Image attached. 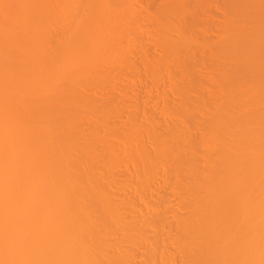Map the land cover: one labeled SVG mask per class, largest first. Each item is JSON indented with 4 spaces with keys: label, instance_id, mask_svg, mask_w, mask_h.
Segmentation results:
<instances>
[{
    "label": "bare ground",
    "instance_id": "1",
    "mask_svg": "<svg viewBox=\"0 0 264 264\" xmlns=\"http://www.w3.org/2000/svg\"><path fill=\"white\" fill-rule=\"evenodd\" d=\"M2 0H0V2H1ZM3 1H8V0H3ZM2 1V3L0 4V6L1 5H3V2ZM12 0H10V2H11ZM14 1V0H13ZM11 2V4L12 3H16L15 1L14 2ZM20 1L21 0H19V3H20ZM22 1H24L23 3H22ZM21 1V3L19 4V8L17 7V5H16V8H14V9H11L12 8V5H11V8H10V10H13L14 11V13L16 14H12V13H10L11 14V16L13 17V15L16 17V16H18L19 18H20V16H21V18L22 17H24L23 15H25V12H27V11H29L30 12V10H31V13H30V15L33 13V12H35V11H37L36 13H34L33 15H31V16H35V14H37L36 16H38V13L40 12V9H39V11L38 10H36L35 8H32L33 6H35L36 4H40L41 3V1H40V3H37L38 2V0H36L35 2H36V4L34 3V1H32V5L33 6H31L29 3H27V1H26V3H27V5H28V7H30L31 6V8H28L27 7V9H25L26 8V6H25V8H23L24 7V3H25V0H22ZM43 2H44V0H42ZM50 1L51 0H49V2H48V4L50 3ZM52 1H57V0H52ZM59 1H61V0H59ZM93 1V2H92ZM106 1H108L109 3L111 2V4L113 3L115 6H118V4H119V7H120V4L121 3H123V6L124 5H126V3H132V1L131 0H85V2L84 1H82V4H85L86 5V7L87 8H85V9H83V10H85V11H83V14H82V12L80 13L81 15V18L79 17V22L80 23H78V25H77V27H79V29H76L77 27L74 25V28L76 29H74V30H71V28H70V30H71V33L72 34H74L73 36H71L69 33V35H70V37L71 38H68V40H70V41H68L67 42V44H65V43H63V42H61V43H59L57 40H56V42H58V45H56V47H53V46H51V47H53L54 48V50H52L53 52H51V50H48L49 51V54H47L48 56L49 55H54V56H50L48 59L49 60H52V62L54 63V61H56L55 63H54V65H53V63L51 62V65H53L52 67H51V65L49 66V64L48 63H46V64H48L47 65V67H46V65H45V67H46V69H50V74H51V71H53L52 72V76L50 77V76H48L49 74H47V73H45V72H43L44 70H45V68H43L44 66V62H46V61H43L44 59H46V60H48L47 58H45L46 57V54H45V57H44V54H43V52L45 51L44 50V48H43V45H42V48H43V52H40L39 50V47H38V49H36L35 51H34V53L37 55V50L39 51L38 53H40V54H38V56H37V58L35 59V57H33L34 59H35V61H34V63L33 62H31L32 64L31 65H33L34 66V64H35V68H37L38 66L41 68L42 66V71H40L39 70V68H37L38 70H39V72L41 73H39L40 74V76H38V75H35L36 76V78L37 77H39L40 79H42L43 81H45L46 82V84H47V82H48V86L47 85H45L43 82H42V80H40L39 78H37V79H39V81H41L40 83H41V85L42 84H44L43 86L45 87H48V88H44V90L45 89H49L50 90V86H54L55 84H56V82L58 83V80H60L59 78H60V76H62L63 75V73H61L62 71H64V70H67L68 69V71H64V75L66 76L65 77V79H64V81H67L66 80V78L68 79V81H69V83H66V82H64L63 83V79H62V82H60L61 84L63 83L64 84V88L66 87V85H67V87L64 89L63 87L61 88L63 91H61V93L59 92V89H60V87L56 84L55 86H57V87H55V88H58L59 87V89H54V87L53 88H51V94H50V97H52V98H49L48 97V99H49V102H50V100L51 99H53V97H54V100L55 101H57V103H60V100H61V98H63V97H65V93H66V95H68V98H70V96H71V98H70V100H72V98L74 97L75 98V95H77L76 96V98H78V97H81V98H83L84 97V95H85V93L84 94H82L83 92H85V91H87V90H91V89H94V88H96V86H98V85H96V83H100V85H103V86H99V87H97V88H99L98 90H103V89H106V88H109L107 85V82L109 81V79H110V77H111V73H110V71H112V70H109L110 69V67H111V69H112V67H115L116 65H118V66H120V65H122L123 63H124V57L127 59V57L125 56L126 54L128 55V53H130V48H126L127 46L126 45H128V43H131L130 41L133 39H131L130 38V41L128 42V39H127V43H126V45H125V43H123V40L124 39H122V37H123V35H124V32H123V34H122V32L121 31H119L118 29V31L116 30L115 31V33H114V31L112 30V28H117V25L115 24V20L117 19V18H119V17H121L122 15H123V13H122V15H121V12L119 13V11L120 10H122V9H120L119 11H118V15H119V17H118V15L116 14V12H115V14H114V12L113 11H117V10H113V8H112V10H111V8H108L106 5H108V4H106L107 2ZM130 1V2H129ZM185 1V0H184ZM230 1V0H229ZM232 1V0H231ZM237 1V0H236ZM249 1V0H248ZM253 1V0H252ZM256 0H254L253 2H255ZM263 1V0H262ZM45 2H47L46 0H45ZM44 2V4L43 5H41L40 4V6L43 8L44 6V8L45 9H49L50 7H46V6H48V4L47 3H45ZM58 2V1H57ZM79 2H81V1H79V0H77V2H76V0H62L60 3L64 6V11H61V14H59L60 12V10L57 8L56 9V6L55 5H57L56 4V2L53 4L52 2V7H54L55 6V8L54 9H56L55 10V13H56V11H58V15H57V17L59 16V18H65V16H71L70 14H71V12L72 13H74V14H77V12H76V9L78 8V5L77 4H79ZM182 2V1H181ZM233 2V1H232ZM244 0L242 1V3L244 4ZM250 2V1H249ZM260 2V4H262L261 3V0L259 1ZM7 3H9V1L8 2H6V4ZM169 3V2H168ZM168 3H165V4H168ZM187 3V2H186ZM239 3V2H238ZM241 3V4H242ZM252 3V2H251ZM22 4V5H21ZM47 4V5H46ZM59 4V3H58ZM82 4H81V6H82ZM111 4H110V7H111ZM160 4V3H159ZM164 4V3H163ZM163 4H161V5H157V6H159L160 8L158 9V10H154L156 13H154V14H156L157 16H155L153 13V15H154V19H155V17H158V19H161L160 20V23H163V25L165 24V27L161 24H158V26L160 25V29L158 30V35H157V37H159V39L158 40H160L159 41V45L160 46H158V47H160V48H162L161 50H167V52L166 53H168V51H169V53L172 51V50H175V48L181 43V41L180 40H182V44H180L181 46L184 44L185 46H183V48L184 49H186V48H189L188 46H190L192 43V41H189L188 39V35H185L184 36V34H186V33H182L183 34V38L182 39H180V40H178L179 38H177V41L176 40H172V39H169L168 37L170 36V35H167V34H169V31H171V32H173V31H175V29H177V27L178 26H176V25H171L173 22H172V19H171V24H170V22H169V25H168V23H167V25H166V18H168L167 16H165V14L167 13V8L169 9V7L167 6L166 7V5H163ZM171 4H172V2H171ZM178 4H179V2H178ZM178 4H176V5H178ZM184 4V3H183ZM188 4V3H187ZM255 3H253L252 5H253V7H255V5H258L259 3H257V4H255ZM264 4V3H263ZM8 6L10 5V4H7ZM20 5L22 6V8L20 7ZM26 5V4H25ZM30 5V6H29ZM54 5V6H53ZM112 6V7H115V6ZM132 6H133V4H131ZM163 5V6H162ZM169 5V4H168ZM173 6L175 5V4H172ZM175 5V6H176ZM239 5H240V3H239ZM245 5H247V4H245ZM249 5V4H248ZM36 6H38V5H36ZM40 6H38V7H40ZM61 6V5H60ZM62 6V7H63ZM162 6V7H161ZM181 6V5H180ZM180 6H178V7H180ZM259 6H261V5H259ZM82 7H85V6H82ZM118 7V8H119ZM125 7V6H124ZM129 7H130V5H129ZM128 7V5H127V7H126V9H127V11H128V9H130ZM163 7H166V9L165 8H163ZM177 7V6H176ZM175 7V8H176ZM183 7H185L184 5H183ZM231 7V6H230ZM229 7V8H230ZM240 7V6H239ZM246 7V6H245ZM250 7V6H249ZM248 7V8H249ZM264 7V6H263ZM4 8H5V3H4ZM18 8V9H17ZM21 8V9H20ZM43 8V9H44ZM81 8V7H80ZM116 8V7H115ZM117 8V9H118ZM121 8H122V5H121ZM133 7H131V9H132ZM174 8V9H175ZM180 8H182V7H180ZM179 8V9H180ZM232 8V7H231ZM241 9L242 8H244V5L242 6V7H240ZM240 8H238V10L240 9ZM257 8V9H256ZM1 9V8H0ZM6 9V8H5ZM9 9V7L7 8V10ZM18 11H20V12H17V10ZM30 9V10H29ZM33 9H35V11L33 10ZM53 9V8H52ZM65 9H67V11L65 10ZM79 9V8H78ZM77 9V10H78ZM171 9H172V7H171ZM177 9V8H176ZM178 9V12H181L180 10ZM236 9V8H235ZM249 9H251V7L249 8ZM252 9H255V12H257V10H258V6L257 7H255V8H252ZM251 9V10H252ZM262 9V8H261ZM9 10V11H10ZM27 10V11H26ZM86 10H87V12H86ZM173 10V9H172ZM182 10H183V8H182ZM233 10H234V8H233ZM0 11H2V10H0ZM12 11V12H13ZM33 11V12H32ZM51 11L53 12L54 10H51V8H50V11H49V16L50 15H53V14H55V13H51ZM75 11V12H74ZM132 11H133V9H132ZM170 11V10H169ZM236 11V10H235ZM234 11V12H235ZM243 12H244V10H242ZM247 11H248V9H247ZM254 11V10H253ZM259 11H260V9H259ZM42 12V11H41ZM45 12H47L48 13V11H45ZM44 12V13H45ZM85 12V13H84ZM131 12V11H130ZM170 12H172V11H170ZM232 12V11H231ZM230 12V13H231ZM243 12H240V13H243ZM249 12V11H248ZM247 12V13H248ZM252 12V11H251ZM250 12V13H251ZM262 12V11H261ZM7 13H9L8 11H7ZM19 13H23V15H18ZM47 13H46V15H47ZM51 13V14H50ZM78 13H79V11H78ZM127 14H128V12H126ZM133 13V12H132ZM174 13H177L176 12V10H175V12ZM239 12H237L236 14H238ZM245 13V12H244ZM254 12H252V14H253ZM2 15H4V10H3V13H1ZM0 14V18H1V15ZM6 14V13H5ZM10 14H8V15H10ZM41 14V13H40ZM73 14V15H74ZM125 14V13H124ZM178 14V13H177ZM232 14H234V13H232ZM256 14V13H255ZM254 14V15H255ZM258 14V13H257ZM261 14V13H260ZM72 15V16H73ZM115 15H117L116 17L117 18H115ZM130 14H128V17H126L127 18V20H128V18L129 17H131V16H133L132 14L129 16ZM152 15V16H153ZM264 15V13L261 15V16H263ZM11 16H8L7 17V14H6V16H4V18L5 17H7L8 19H10V17ZM26 16V15H25ZM27 16H28V18H29V13L27 12ZM26 16V17H27ZM34 17V18H32V19H36V21L38 20L37 18H40L41 19V17L43 16V13H42V15H39V17ZM41 16V17H40ZM48 16V17H49ZM55 16V15H54ZM54 16H53V18H54ZM245 16H246V13H245ZM258 16H260V15H257V18H258ZM260 16V17H261ZM44 17H47V16H44ZM44 17H43V19H44ZM78 17V16H77ZM170 17V16H169ZM190 17V16H189ZM244 17V16H243ZM251 17H256V16H253V15H251ZM259 17V18H260ZM264 17V16H263ZM263 17L261 18V19H263ZM18 18V19H19ZM58 18V19H59ZM67 18V17H66ZM123 18H124V16H123ZM123 18H119L118 19V21H119V24H121V19H123ZM151 18H153V17H151ZM177 18V17H176ZM185 18H186V16H185ZM193 18V17H192ZM238 18V17H237ZM257 18H255V19H257ZM7 19V20H8ZM26 19V18H25ZM25 19H20V20H16L17 21V23H19L21 20H25ZM39 19V20H40ZM51 19V18H50ZM70 19H71V17H70ZM74 21H76L75 20V17L74 18H72ZM134 19H136V18H134ZM158 19H157V21H158ZM168 19H170V18H168ZM167 19V20H168ZM248 19V18H247ZM255 19H254V23L256 22V21H258V20H256L255 21ZM260 19V20H261ZM3 20V19H2ZM1 20V21H2ZM11 20V19H10ZM30 20V19H29ZM28 20V21H29ZM64 20V19H63ZM126 20V21H127ZM137 20V19H136ZM136 20H131V23H129V24H131L132 25V27H133V25L135 24V29L137 30V28H136ZM189 20V19H188ZM191 21H192V19H190ZM189 20V21H190ZM243 20V19H242ZM248 20H251L250 18L248 19ZM253 20V19H252ZM23 21H21V23H19L18 25L20 26V28H22V26L21 25H24V23L22 24V22ZM27 21V20H26ZM25 22V25L23 26V28L25 27V32H26V28H28V26L30 25V23H31V25L33 24L32 22H34V25L35 24H38V25H41L42 23L40 22V24H39V22L37 21H31V22ZM40 21H43V20H40ZM50 20H48L47 22H49ZM57 21V20H56ZM56 21H54L55 23H57ZM66 21V20H65ZM74 21L71 23V25L70 26H72V24L74 23ZM77 21H78V19H77ZM169 21V20H168ZM182 21V20H181ZM188 21V22H189ZM2 22H5V19H4V21H2ZM13 22V21H12ZM51 22V21H50ZM61 22H64V21H61ZM69 22L70 21H68V24H69ZM128 22H130V20L128 21ZM132 22L134 23V24H132ZM193 22V21H192ZM239 22H240V20H239ZM248 22V21H247ZM253 22V21H252ZM252 22H250V23H252ZM261 22H263V21H261ZM11 23V22H10ZM14 23L15 24H17L15 21H14ZM14 23H12V24H14ZM28 23V26L26 25ZM54 23V24H55ZM59 23V22H58ZM77 23V22H76ZM76 23H74V24H76ZM116 23H118V22H116ZM122 23H123V21H122ZM124 23L126 24V22H125V20H124ZM184 23H185V21H184ZM183 23V24H184ZM194 23H195V20H194ZM238 23V22H237ZM241 23V22H240ZM244 23H245V21H244ZM250 23H248L249 24V26H251L250 25ZM260 22L258 21V24H259ZM12 24H9V25H11L10 27L11 28H13L14 26H18V25H13V27H12ZM43 24L45 25L46 23L45 22H43ZM118 24V25H119ZM124 24V25H125ZM177 25H178V23H176ZM185 24H188V25H191V23L189 24V23H185ZM193 24V23H192ZM257 24V23H256ZM260 24H262L263 25V23H260ZM3 25V24H2ZM2 25L0 24V27H2ZM6 25L8 26V24H5V25H3V26H5L6 27ZM33 25V26H34ZM38 25H35V26H37L39 29L38 30H41V31H39V32H36L37 34L38 33H41V36L44 34V33H42V30L45 32V34H46V31H45V29L43 28V29H40V26H38ZM50 25H52V23L50 24ZM123 25V24H122ZM123 25V26H124ZM138 25H140V24H138ZM180 25H181V23H180ZM179 25V26H180ZM188 25H187V27H188ZM236 25V24H235ZM237 25H240V24H237ZM241 25H243L242 23H241ZM18 26V27H19ZM34 26V27H35ZM63 26V25H62ZM120 26V25H119ZM163 26V27H162ZM176 26V27H175ZM182 26V25H181ZM184 26V25H183ZM246 26V25H245ZM255 26V25H254ZM254 26H252V27H254ZM10 27H6V29L7 30H9L10 29ZM36 27V28H37ZM43 27H45V26H43ZM49 27V26H48ZM73 27V26H72ZM129 27H131V26H129ZM131 27V28H132ZM157 27V26H156ZM162 27V28H161ZM186 27V26H185ZM190 27V26H189ZM193 27V26H192ZM191 27V28H192ZM230 27V26H229ZM228 27V28H229ZM240 27H242V26H240ZM244 27V26H243ZM247 27H248V25H247ZM257 27H258V25H257ZM15 28V27H14ZM13 28V29H14ZM23 28L21 29V30H23ZM36 28H33V29H36ZM42 28V27H41ZM46 28V27H45ZM50 28V27H49ZM118 28H120V27H118ZM131 28H130V30H131ZM140 28V27H139ZM138 28V30L140 31V29ZM159 28V27H158ZM238 28V30H241V29H239V27H237ZM250 28V27H249ZM256 28V27H255ZM5 29V28H4ZM16 29V28H15ZM15 29L13 30V31H15ZM64 29V28H63ZM111 29V30H110ZM134 29V28H133ZM134 29V30H135ZM245 30H247L246 28H244ZM254 29V28H253ZM252 28H250V30H253ZM17 30V29H16ZM18 30H19V28H18ZM17 30V31H18ZM50 30V29H49ZM48 30V31H49ZM60 30V29H59ZM58 30V31H59ZM66 30H68V28L66 29ZM78 30V31H77ZM113 31V33H111V34H109L108 33V31ZM121 30H122V28H121ZM129 30V31H130ZM137 30V32H139ZM157 30V29H156ZM188 30V29H187ZM234 30V29H233ZM238 30H236V32L235 33H237L238 32ZM249 30V31H250ZM2 31V28L0 29V32ZM12 30H11V32H13ZM28 31V30H27ZM31 31H32V29H31ZM77 31V32H76ZM109 31V32H110ZM168 31V33H166ZM176 31H178V29L176 30ZM180 31V30H179ZM223 31H225V30H223ZM242 31H244V30H242ZM255 31V36H252L253 35V33H252V35H250L249 36V38H251L250 40H248V41H256V40H258V38H259V36H261V35H263L264 36V26H262V27H260V25H259V27L256 29V30H254ZM5 32V31H4ZM11 32H9L10 34H11ZM23 32V31H22ZM61 32H63V31H61ZM65 32V31H64ZM68 32V31H67ZM66 32V33H67ZM134 33L136 32V31H133ZM170 32V33H171ZM181 32H183V30L181 31ZM190 32V31H189ZM248 32V31H247ZM3 33V32H2ZM9 33H7V34H9ZM14 33V32H13ZM12 33V34H13ZM35 33V34H36ZM56 33V32H55ZM60 33V32H59ZM233 33H234V31H233ZM234 33V34H235ZM240 33H241V31H240ZM1 34V33H0ZM19 34H20V32H19ZM24 34V33H23ZM27 34V33H26ZM30 34H31V32H30ZM35 34L34 35H31V37H32V40H35V39H33V37L35 36ZM50 34H52L51 32H50ZM63 34V33H62ZM68 34H65V35H67L68 36ZM130 34H132V33H130ZM136 34H138V33H136ZM188 34V33H187ZM228 34V33H227ZM230 34H232V33H230ZM230 34H228V35H230ZM239 34V33H238ZM237 34V35H238ZM244 34H245V31H244ZM251 34V33H250ZM3 36L5 35V34H2ZM1 35V36H2ZM14 35H16V34H14ZM22 35V33L20 34V36ZM25 35V34H24ZM227 35V36H228ZM247 35H249V33H247ZM247 35H243V36H241V35H239V36H241L242 38L241 39H243L245 36H247ZM13 36V35H12ZM18 36V34L16 35V37ZM27 36H29V35H27ZM40 36V34H39V37H41ZM49 36V35H48ZM52 36H53V34H52ZM61 36V35H60ZM63 36H64V34H63ZM129 36V35H128ZM168 36V37H167ZM188 36V37H187ZM226 36V37H227ZM236 36V35H235ZM235 36H233V37H235ZM4 37H8V35H5ZM3 37V39H7L8 40V42H14V41H16L17 42V38H21V39H23L22 38V36L21 37H17L16 39H14L15 38V36H14V41L12 40H10V39H8V38H11V36L9 35V37L8 38H4ZM24 37V36H23ZM26 37V36H25ZM43 37V36H42ZM41 37V38H42ZM50 37H51V35H50ZM133 37H134V35H133ZM138 37V36H137ZM156 37V36H155ZM156 37V38H157ZM230 37H232V35L230 36ZM230 37H229V40H231L230 39ZM232 37V38H233ZM254 37V38H253ZM27 38V37H26ZM25 38V39H26ZM34 38H36V36L34 37ZM48 38V37H47ZM57 38V37H56ZM63 37H60L59 39H60V41L62 40V41H64L65 39H66V37H65V39L63 40L62 39ZM124 38V37H123ZM237 38H239V37H237ZM248 38V37H247ZM1 39V38H0ZM3 39L1 40V41H3ZM12 39V38H11ZM29 40H30V38H28ZM38 38H36V40H37ZM58 39V38H57ZM225 39V38H224ZM234 39H236V37L234 38ZM240 39V40H241ZM245 39L246 38H244V41H245ZM261 40H263L264 38H260ZM260 39L258 40V41H260ZM43 40H44V38H43ZM47 40V39H46ZM50 40V39H49ZM48 40V41H49ZM191 40V39H190ZM233 40V39H232ZM247 40V39H246ZM5 41V40H4ZM19 41V40H18ZM23 41H25V40H23ZM26 41H27V39H26ZM31 41V40H30ZM29 41V42H30ZM41 41V39L39 38L38 39V42H40ZM51 41V40H50ZM66 41H67V39H66ZM234 41V40H233ZM233 41H230V43L231 44H233L234 42ZM243 41V40H242ZM257 41V42H258ZM47 42V41H46ZM44 43V44H47V43ZM180 42V43H179ZM220 42V41H219ZM233 42V43H232ZM238 42V41H237ZM249 42V43H250ZM254 42L252 43V44H254ZM257 42H255V44H257ZM262 42V41H261ZM264 42V41H263ZM18 43H21L22 44V41L20 42H18ZM25 44L24 45H28L29 43H26V42H24ZM221 43V42H220ZM245 43V42H244ZM247 43V42H246ZM3 44V43H2ZM6 44V43H5ZM10 44V43H9ZM14 44V43H13ZM38 43L36 42L35 43V45H37ZM62 44H64V45H62ZM124 44V45H123ZM231 44H228V46L229 45H231ZM241 44H242V42H241ZM261 44V43H260ZM264 43H262V45H263ZM0 45H1V42H0ZM6 45H8V44H6ZM30 45V44H29ZM28 45V46H29ZM31 45H33V44H31ZM30 45V46H31ZM35 45H33V46H35ZM157 45V44H156ZM195 44H193L192 46H194ZM196 45H197V43H196ZM215 45H217V44H215ZM219 45V44H218ZM236 45V44H235ZM239 45V43L237 44V46ZM244 45V44H243ZM242 45V46H243ZM246 45V44H245ZM1 46H4V45H1ZM47 46H48V44H47ZM50 46V45H49ZM54 46H55V44H54ZM192 46H191V49H192ZM200 46V48H201V44L199 45ZM203 46V45H202ZM205 46V45H204ZM239 46H241V45H239ZM241 46V47H242ZM248 46H251V45H246V46H244V48L245 47H248ZM254 46V45H253ZM261 46V45H260ZM6 47V46H5ZM8 47V46H7ZM15 47H18V46H16L15 45ZM19 47H20V49L19 50H14L15 48H13V50L14 51H11V52H9V48L7 49V51L5 50V49H2V47H1V49L3 50H0V54H4V53H6V54H8L7 55V57L8 58H13L14 59V62H15V59L17 60V61H19L18 60V58L20 57V59L22 58V55L24 56L25 54L27 55V53L29 52V48L30 47H27L28 48V50L27 49H25L26 48V46L24 47V46H22V45H20L19 44ZM21 47H23L22 49H21ZM252 47V46H251ZM251 47H248L249 49H252ZM259 47V46H258ZM264 47V46H263ZM52 48V49H53ZM159 48V49H160ZM203 49L205 48V47H202ZM220 48V47H219ZM226 48V47H225ZM229 48V47H228ZM232 48V47H231ZM254 48V47H253ZM32 49H35L34 47L33 48H31L30 49V54H32ZM49 49H51V48H49ZM190 49V48H189ZM203 49H200V50H202L203 51ZM233 49H234V47H233ZM239 49V48H238ZM246 49V48H245ZM245 49H243L242 48V50L241 49H239V51H242L243 52V50H244V52H245ZM260 49H262V47L260 48ZM4 50H5V52H4ZM160 50V51H161ZM216 50V49H215ZM223 49H221V51H222ZM247 50L248 49H246V53L248 54V52H247ZM4 52V53H2V52ZM32 51V52H31ZM176 51V50H175ZM192 51H195V50H192ZM213 51V50H212ZM229 51V50H228ZM258 50H256V51H252L253 53H251L252 55H253V57H254V59H257V62H253V64L251 63V65L249 64V66H251L252 67V69L250 68V67H248V66H246V65H244L243 64V62L241 63V64H243L244 66H242L241 64L240 65H238L239 67L240 66H242V67H244V68H247V70L245 69V70H243L241 67H240V69H242L243 71H245V72H249L250 73V71H249V68L251 69V71H253V70H255V68H259L260 70H262L263 72H264V64H260L259 62H258V54L260 53V51H258ZM261 51H263L264 52V50H261ZM50 52H51V54H50ZM173 52V51H172ZM171 52V53H172ZM184 52H185V50H184ZM188 52V53H187ZM190 51H186V53H185V55L186 56H188V57H190V56H192L190 53H189ZM231 52V51H230ZM254 52H257V53H254ZM262 52V53H263ZM45 53V52H44ZM53 53V54H52ZM201 53V52H200ZM222 53H223V51H222ZM225 53V52H224ZM226 53H227V51H226ZM246 53L245 54H242L241 53V55H246ZM6 54H5V58L10 62H12L13 61V59L11 60H9L7 57H6ZM188 54V55H187ZM193 54V53H192ZM250 54V55H251ZM35 55V56H36ZM164 55V54H163ZM169 55V54H168ZM172 55V54H171ZM174 55V54H173ZM194 55V54H193ZM198 55V54H197ZM255 55V56H254ZM260 55H261V53H260ZM263 55V54H262ZM29 56V55H28ZM31 56H33V55H31ZM47 56V57H48ZM195 56H196V54H195ZM200 56H201V54H200ZM199 56V58H198V60L201 58L202 60H204L202 57H204L205 58V56H202V57H200ZM257 56V57H256ZM0 57H3V55L2 56H0ZM24 57H26L27 58V56H24ZM51 57H53V59L51 58ZM162 57V56H161ZM197 57V56H196ZM225 57V56H224ZM229 57V56H228ZM234 57V56H233ZM243 57V56H242ZM246 58H247V56H245ZM248 57H251V56H248ZM4 58V57H3ZM31 58L32 57H30V59L29 60H31ZM51 58V59H50ZM167 58H168V56H167ZM166 58V54H165V58H160L161 60L160 61H165V62H168V59ZM191 58H195V57H191ZM230 58V57H229ZM235 58V57H234ZM246 58H244V60L246 59ZM185 59L187 60V59H190V58H187V57H185ZM197 59V58H196ZM195 59V60H196ZM218 59H220V58H218ZM225 59V58H224ZM231 59L233 60V58H232V56H231ZM251 59H252V57H251ZM251 59L249 60V61H251ZM261 59H262V57H261ZM260 59V60H261ZM1 60H3L2 58H1ZM7 60H3V61H5V63L7 62ZM27 60V59H26ZM29 60H27V61H29ZM33 60V59H32ZM31 60V61H32ZM48 60V61H49ZM54 60V61H53ZM158 60V61H157ZM167 60V61H166ZM175 60V59H174ZM191 60V59H190ZM190 60H188L187 61V63L190 61ZM201 60V62H203ZM222 60V59H221ZM264 60V59H263ZM47 61V62H48ZM123 61V62H122ZM151 61H153L152 63H154V60H151ZM169 61H170V58H169ZM176 61V60H175ZM223 61V60H222ZM230 61V60H229ZM234 61V60H233ZM240 61H242V59H240ZM246 61V60H245ZM248 61V60H247ZM246 61V62H247ZM254 61V60H253ZM262 61V60H261ZM260 61V62H261ZM9 62H7V63H9ZM13 62V63H14ZM20 62H24V60L23 61H21L20 60ZM50 62V61H49ZM159 62V59H155V63L154 64H152V65H155L156 63H158ZM172 62V61H171ZM174 62V61H173ZM196 62V61H195ZM200 62V61H199ZM198 62V63H199ZM204 62H206L205 60H204ZM221 62V61H220ZM239 62V61H238ZM263 62V61H262ZM261 62V63H262ZM5 63H3V66H8V65H11L10 63L8 64V65H6ZM18 63V62H17ZM16 63V64H17ZM25 64H26V61L24 62ZM122 63V64H121ZM160 63V62H159ZM162 63V62H161ZM191 63H193V62H191ZM225 63V62H224ZM223 63V64H224ZM236 63V62H235ZM247 63H250V62H247ZM2 64V62L0 63V65ZM21 64V63H20ZM20 64L18 63V65L20 66ZM126 63H124L123 64V66L125 65ZM164 65H165V63H163ZM163 64H162V66H163ZM196 64H197V62H196ZM222 64V62L220 63V65H223ZM225 64H228V63H225ZM224 64V65H225ZM231 64V63H230ZM232 64H233V62H232ZM18 65H16V66H18ZM27 65H28V62H27ZM27 65H24V66H27ZM30 65V64H29ZM38 65V66H37ZM115 65V66H114ZM156 65H158V64H156ZM155 65V66H156ZM167 65H169V62H168V64ZM189 65H191V64H189L188 63V66ZM204 65H205V63H204ZM223 65V66H224ZM236 65V64H235ZM253 65V66H252ZM263 65V66H262ZM2 66V65H1ZM12 66H14V69H18V67H16L15 68V64L14 65H12ZM24 66L22 65V67H23V69H25V70H29V69H32L33 68V66H32V68L30 67V66H28L29 67V69H26V68H24ZM48 66H49V68H48ZM100 67V71H102L101 70V68L102 69H104L105 71H102L103 72V74L102 73H95L96 75H97V77H93L92 76V78L91 77H89V76H86V75H88L87 73H90V71H91V69H92V67ZM123 66H122V70H123ZM159 66V68H160V64L158 65ZM180 66V65H179ZM187 66V67H188ZM206 66V65H205ZM228 66V65H227ZM233 66H234V64H233ZM237 66V65H236ZM9 67V66H8ZM22 67L20 66L19 67V69L18 70H20V69H22ZM54 67H55V69H54ZM71 67V68H70ZM95 67H94V69H95ZM117 67V66H116ZM152 67V66H151ZM151 67H150V69H151ZM181 67V66H180ZM179 67V68H180ZM187 67H185V69H187ZM190 67V66H189ZM189 67H188V69L187 70H189ZM206 67H208V66H206ZM230 67V66H229ZM3 68H5V70H7L8 71V68L6 69V67H2V69ZM11 68H13V67H11ZM51 68H53V70L51 69ZM72 70L73 69V72L72 71H70V69ZM149 68V67H148ZM153 68V67H152ZM156 68H157V66H156ZM158 68V69H159ZM167 68V67H166ZM168 68H170V67H168ZM209 69H210V67H208ZM218 68H222L223 69V67H219V65H218ZM226 68V67H225ZM233 67H231L230 69L231 70H233L232 69ZM234 68H235V66H234ZM2 69H1V67H0V70L2 71ZM37 69H32L31 71H38ZM44 69V70H43ZM62 69V71H60ZM64 69V70H63ZM118 69V68H117ZM121 69H120V71H118L119 73H123L124 72V70H125V68H124V70H123V72L121 71ZM157 69V70H158ZM185 69H183V71L185 70ZM229 69V70H230ZM24 70V71H25ZM163 70H165V69H163ZM182 70V69H181ZM180 70V71H181ZM219 70V69H218ZM225 70V69H224ZM235 70V69H234ZM9 71H12V70H9ZM8 71V72H9ZM23 70L21 71V72H19L22 76L20 77V74H19V76L17 77L16 75L17 74H12L13 75V77H14V79H17V78H19V80L18 81H20V78H21V81H22V77L23 78H26V77H24L25 76V74L28 72L29 74H30V72L31 71H27L26 73L24 72ZM92 71H93V69H92ZM96 71V70H95ZM94 71V72H95ZM127 71V70H126ZM155 71H156V69H155ZM161 72H162V70H160ZM167 71V70H166ZM166 71L164 72V73H166ZM171 71V70H170ZM238 71H239V69H238ZM262 71H260V73L262 72ZM13 72H14V70H13ZM22 72L23 73H25V74H22ZM42 72H43V74L45 73V74H47L46 76H48V77H50V80L53 82H51L47 77H45L44 75H43V77H44V79L41 77L42 76ZM47 72V71H46ZM67 72H68V74H67ZM72 72V73H71ZM77 72V73H76ZM93 72V73H94ZM98 72V71H97ZM185 72H186V74H185ZM184 73H182V72H180V73H182V77H183V74H185L186 76L187 75H191V73L190 74H188L187 73V71H185ZM188 72H190V70L188 71ZM225 72H227V71H225ZM228 72H230V71H228ZM244 72V73H245ZM255 72V71H254ZM262 72V73H263ZM2 73H3V71H2ZM6 73V75H7V72H5ZM5 73H4V76H3V78L0 80L1 82L4 80L5 82H9L10 80H8V81H6L7 79H6V77H5ZM12 73V72H11ZM10 73V74H11ZM27 73V74H28ZM33 73V72H32ZM31 73V74H32ZM35 73H37V72H35ZM69 73H70V75H69ZM75 73H76V75H84L85 76V78L86 79H84V76H83V78L81 79V80H83V81H81V82H77V81H80V80H77V81H74L75 79L74 78H76L77 79V77H76V75H75ZM127 73V72H126ZM156 72H154V68H153V71H152V73H150L151 75L152 74H154V75H152V78L153 79H156V77H159L160 76V72L157 74H155ZM172 73V72H171ZM175 73V72H174ZM219 73H221V72H219ZM223 73V72H222ZM234 73V72H233ZM239 73V72H238ZM242 73V72H241ZM9 74V73H8ZM10 74L8 75V77L10 76ZM28 74V75H29ZM38 74V73H37ZM60 74H62V75H60ZM71 74H72V77H74V78H72V77H69V78H71V80L68 78V75L69 76H71ZM95 74H93V75H95ZM169 74V73H168ZM215 74H217V73H215ZM227 74V73H226ZM229 74H232V73H229ZM34 75V74H33ZM33 75H30L29 76V78L32 76L33 78H35ZM90 75V74H89ZM124 75H125V73H124ZM128 75H129V77L130 78H134V76H136V73H135V71H134V69H133V67H132V69L129 71V73H128ZM167 75V74H166ZM174 75V74H173ZM228 75V74H227ZM235 75V74H234ZM245 75V74H244ZM246 75H247V73H246ZM261 75V74H260ZM0 76H1V73H0ZM16 76V77H15ZM127 76V75H126ZM162 76H165V74L164 75H162ZM169 76V75H168ZM167 76V77H168ZM179 76V74H177V77ZM185 76V77H186ZM248 76V75H247ZM246 76V77H247ZM250 76H251V74H250ZM254 77H256V78H259V77H257V76H255V75H253ZM258 76H259V74H258ZM262 76V75H261ZM7 77V78H8ZM64 77V76H63ZM151 77V76H150ZM181 77V78H182ZM184 77V78H185ZM190 77V76H189ZM189 77H188V79H189ZM216 77H220V80L221 81H223V77H222V75L221 76H216ZM225 77V76H224ZM230 78H227L228 79V82L230 81V80H232V81H230L231 83L233 82V79H231V77H232V75H230L229 76ZM243 77V76H242ZM242 77H241V79H242ZM246 77H244V78H246ZM249 77V76H248ZM247 77V78H248ZM263 77V76H262ZM1 78V77H0ZM27 78H28V76H27ZM33 78H31V79H33ZM35 78V80H37ZM46 78V79H45ZM81 78V77H80ZM160 78V77H159ZM191 78L193 79V76H191ZM190 78V79H191ZM215 78V77H214ZM6 79V80H5ZM9 79V78H8ZM13 79V78H12ZM14 79H13V83H19V84H22V87H23V82L21 83V82H14ZM48 79V80H47ZM73 79V80H72ZM161 79H162V77H161ZM189 79V80H190ZM191 79V80H192ZM194 79H197V78H194ZM193 79V80H194ZM264 79V78H263ZM24 80V79H23ZM102 80V81H101ZM185 80H186V78H185ZM197 80H199V79H197ZM196 80V81H197ZM217 80V79H216ZM216 80H214V82L216 81ZM244 80V79H243ZM248 80V79H247ZM256 80V79H255ZM11 81H10V85H11ZM25 81H26V83H25ZM30 80L28 79V81L25 79L24 80V86H26L27 87V83L29 84L30 82V84L31 85H33V83L35 84L34 86L36 87H34V89H36V91H38V92H40V90H37L38 89V85H36V84H38L39 83V81H38V83L35 81H30ZM67 81V82H68ZM71 81V82H70ZM75 83H74V82ZM178 81V80H177ZM182 82H183V80H181ZM224 81H226V80H224ZM223 81V82H224ZM252 81V80H251ZM76 82L77 83H79V84H81V86H82V89L81 90H76V88L78 89V87H75V86H79L80 87V85H78V84H76ZM103 82V83H102ZM176 82V81H175ZM193 82H195V81H192V83ZM247 82V84H248V82L249 81H246ZM259 82V81H258ZM261 82V81H260ZM263 82V81H262ZM6 83V84H7ZM55 83V84H54ZM65 83H66V85H65ZM102 83V84H101ZM184 83V82H183ZM183 83H180V84H183ZM186 83V82H185ZM198 83V82H197ZM197 83H194L196 86L198 85ZM217 83H219V81H217ZM245 83V82H244ZM250 83H252V82H250ZM9 84H7V85H1L2 86V88L4 89V86H5V88H6V86L7 87H9ZM29 84V85H30ZM70 84V85H69ZM178 84V83H177ZM187 84V83H186ZM185 84V85H186ZM190 85H191V82L189 83ZM188 84V85H189ZM193 84V85H194ZM216 84V83H215ZM214 84V85H215ZM246 84V83H245ZM259 85H260V83H258ZM13 85V84H12ZM28 85V86H29ZM41 85H39V88H40V86ZM50 85V86H49ZM189 85V86H190ZM213 85V86H214ZM220 85H222V83H220ZM228 85V84H227ZM259 85H257V84H255V88H257V90L260 88V87H263L264 88V83L262 84L263 86H261L260 85V87L258 88L257 86H259ZM0 86V87H1ZM16 86V85H15ZM43 86H41V87H43ZM173 86V85H172ZM184 86V87H179L180 89L179 90H177V88H176V93H177V96H179L180 95V97L181 96H184V97H186L187 95H186V93H188V91H190V89H191V87H193V86ZM217 86H218V84H217ZM224 86H225V82H224ZM229 86V85H228ZM232 86H233V84H232ZM234 86H235V84H234ZM246 86V85H245ZM245 86H243V87H245ZM251 86V85H250ZM14 87V86H13ZM12 87V88H13ZM21 87V88H22ZM30 87H33V86H30ZM72 87H73V89H72ZM177 87V86H176ZM187 87V88H186ZM198 88H199V86H197ZM197 87H195V88H197ZM215 87V86H214ZM218 87H220V86H218ZM222 87V86H221ZM220 87V88H221ZM253 87V86H252ZM2 88H0L1 90H3ZM97 88H96V90H97ZM174 88H175V84H174ZM182 88V89H181ZM188 88H190V89H188ZM194 88V89H195ZM217 88V87H216ZM231 88V87H230ZM246 89H247V86L245 87ZM250 88V87H249ZM23 89H24V87H23ZM25 89H27V88H25ZM29 89V88H28ZM33 89V88H32ZM55 91H57V93L56 94H54V96L52 95L53 94V90ZM71 89V90H70ZM74 89H75V91H76V93L77 94H75L74 93V95H73V92H75L74 91ZM109 89H111V88H109ZM235 89V88H234ZM245 89V90H246ZM251 89V88H250ZM249 89V90H250ZM4 90H12V89H4ZM3 90V91H4ZM41 92H40V94L38 95L39 97H41L42 95H41V93L42 92H44V90H43V88H41ZM70 90V93H72V95L68 92ZM82 90H84V91H82ZM95 90V89H94ZM192 90V89H191ZM198 90V89H197ZM228 90H229V88H228ZM235 90H238V89H235ZM248 90V89H247ZM249 90H248V92H249ZM252 90H254V88L252 89ZM250 91V92H255V91ZM257 90H256V92H257ZM259 90H261V88L259 89ZM259 90H258V92H259ZM263 90V89H262ZM12 91H14V90H12ZM15 91H17V90H15ZM35 91V92H36ZM45 91H47V90H45ZM55 91V92H56ZM72 91V92H71ZM78 91V92H77ZM81 91V92H80ZM111 91V90H110ZM161 91V90H160ZM174 91V90H173ZM199 91V90H198ZM201 91V90H200ZM224 91H226V90H224ZM232 89H230V92L229 93H233L232 95H234V96H238V94L237 95H235L234 93L236 92V91H232ZM22 92V91H21ZM33 92H34V90H33ZM35 92H34V94H35ZM54 92V93H55ZM63 92V93H62ZM240 92V91H239ZM262 92H264V90L263 91H260V93H258V94H260V95H262ZM1 93H2V91H1ZM0 93V94H1ZM7 93H9V92H7ZM18 93V92H17ZM32 92H30L29 94H31ZM87 93V92H86ZM112 95L104 102V103H98L96 106H89V107H91L92 108V110L94 109L95 110V112H98L99 110H100V112L99 113H101L102 111H101V109H104V110H106L107 109V107H109V105H110V107L112 108V110H110L111 108L109 107L108 109V111L106 110V112L107 113H109L108 115H109V117H111V115L114 117V116H117V115H119L120 114V112L125 108V106L123 105V104H120L119 105V107H118V99H121L120 98V96L118 95V92L117 91H111L110 92ZM174 93H175V91H174ZM200 93V92H199ZM218 93H219V91H218ZM238 93V92H237ZM2 94H4V93H2ZM33 94V95H34ZM82 94V95H81ZM164 94V93H163ZM162 94V95H163ZM214 94V93H213ZM212 94V95H213ZM250 94V93H249ZM248 93H247V95L248 96H250ZM11 95H12V93H11ZM10 95V96H11ZM17 95H19V94H17ZM41 95V96H40ZM56 95V96H55ZM57 95H59V97H61V95H63V97H61V98H59L58 99V97H57ZM70 95V96H69ZM81 95V96H80ZM89 95V94H88ZM203 95V94H202ZM201 95V96H202ZM219 96H220V93L218 94ZM222 95V94H221ZM232 95H230V96H232ZM1 96V95H0ZM3 96V95H2ZM6 96H8V95H6ZM13 96H14V94H13ZM32 96V95H31ZM36 96H37V94H36ZM37 96V98L38 99H36V101L37 100H39V97ZM83 96V97H82ZM87 94L85 95V97H84V99L86 98L87 99ZM168 97L167 95H164V97ZM175 96H176V94H175ZM223 96V95H222ZM234 96H232V97H234ZM245 96H246V94H245ZM264 96V95H263ZM4 97V96H3ZM12 97V96H11ZM46 97V96H45ZM58 99H56V98ZM183 97V98H184ZM188 97V99L187 100H189V96H187ZM213 98L215 97H217V95L216 96H212ZM247 97V96H246ZM252 97H253V95H252ZM254 97H256V96H254ZM2 98V97H1ZM7 98V97H6ZM9 98V97H8ZM22 98V100L24 99L23 98V96L21 97ZM44 100H40L41 102L40 103H42V104H45L44 105V107H42L41 105H40V107L42 108V109H36V106H37V108L39 107V104H37L34 108L36 109H34L33 107H31V108H33L34 110V113H33V111H32V113H31V108L29 109V107L30 106H28L27 108L30 110V113H31V116L33 115V118L32 119H37L38 118V116H41L40 114H42L43 112H45L44 111V109L45 108H47V105H48V108H49V110L48 109H45L46 111L48 110L49 112H52V110H50V108H54V105L51 107H49V105L50 104H52V101H51V103L50 104H46V103H48V99H46V98H44V97H42ZM67 98V96L65 97V100L64 99H62V101H61V108H58L60 111H58V113L59 114H63V113H66L65 111H64V109L67 111L68 110V107L70 108V109H72L71 107H72V105L70 106V105H67L68 104V99ZM91 98V97H90ZM178 98V97H177ZM182 98V97H181ZM182 98V100H184L185 99V101H183L184 102V104L186 105H191V103H190V101L188 102V101H186V98H184L183 99ZM196 98V97H195ZM195 98H192V101H194L195 100ZM204 98V96H202V99ZM218 98V97H217ZM216 98V99H217ZM229 98V97H228ZM251 98V97H250ZM248 99L247 98V100L249 101V100H251V99ZM259 98H260V96H259ZM258 97H256L255 98V100H256V105H259L258 103L260 102H257L258 101V99H259ZM261 98H262V96H261ZM3 99H5V98H3ZM20 99V98H19ZM25 99H26V97H25ZM29 100L30 99H32V98H28ZM45 99L47 100V102L45 101ZM68 99V100H67ZM85 99V100H86ZM204 99H206V98H204ZM230 99H234V100H232L233 102L232 103H234V102H238L237 100H238V97L235 99V97L234 98H230ZM11 100H12V98H11ZM29 100H28V102H29ZM33 100V99H32ZM32 100H30V105L32 104V106H34L35 104H34V100L32 101ZM65 102H64V101ZM66 100H67V103H66ZM74 100V99H73ZM83 100V99H82ZM92 100H94L93 98H92ZM91 100V101H92ZM191 100V99H190ZM210 100H212V99H210ZM218 100V99H217ZM217 100H213V102H208V103H203V104H207V107L209 106V103H214V102H216ZM219 100H222V97H221V99H219ZM246 100V101H247ZM254 99H253V101H255ZM264 99H262L261 101H263ZM8 101H10V98H9V100ZM16 101V100H15ZM35 101V103H37ZM43 101V102H42ZM44 101L46 102V103H44ZM59 101V102H58ZM78 101H80V99H78L77 100V102H75L74 104H81L82 105V107H83V104H84V100H83V103H82V101H80L81 103H79ZM179 101V100H178ZM202 101V100H201ZM206 101V100H205ZM223 101V100H222ZM239 101H241V100H239ZM253 101L251 102H248L247 103V105H249L250 103H252L251 105H252V107L254 106V104H255V102H254V104H253ZM2 102V101H1ZM0 102V104H1V106H2V103ZM5 102H7V100L5 101ZM5 102H4V104H5ZM13 102V101H12ZM10 103V102H8V105H10V104H12L13 105V103ZM71 102V101H70ZM70 102H69V104H70ZM85 102H87V100L85 101ZM182 102V103H183ZM185 102H188V103H185ZM207 102V101H206ZM243 102V101H242ZM242 102H240L241 104H240V106H238L239 108L238 109H240L241 107H243L244 109H245V107H246V109L245 110H247V111H249V108L251 107H247V105H243L244 103H242ZM17 102H15L14 103V105L16 104ZM20 103H22V102H19V103H17V106H18V104H20ZM39 103V102H38ZM53 103H54V101H53ZM63 103H66V104H63ZM72 103H73V101H72ZM88 103H89V97H88ZM88 103H85V104H87L88 105ZM93 103V102H92ZM96 103V102H95ZM95 103H94V105H95ZM180 104L179 103V106H176V108L174 109V107H173V104H172V108L174 109H172V108H170V106H169V108H165L164 109V111L165 110H167L166 111V116H170V117H174L173 119H175V116L177 117V119H178V117H183L185 120L187 119V118H185L184 116V114H185V111H186V109H190V107H188V108H186L187 107V105L185 106L184 104ZM194 103V102H193ZM192 103V106L194 105ZM197 102H195V104H196ZM7 104V103H6ZM55 104V103H54ZM84 104V105H85ZM112 104V105H111ZM177 104V103H176ZM176 104H174V105H176ZM200 104V105H199ZM222 104V102L220 101V103H219V105H218V103H217V105L219 106V108H218V106L216 107V108H218V111H219V114L221 113V110H219L220 109V107H221V109L223 108V106L221 105ZM56 105V104H55ZM59 104H57V106H58ZM62 105H66V106H68L67 107V109H66V106L65 107H63ZM80 105V106H81ZM106 105H108L107 107H105ZM198 105L199 106H201V103L200 102H198ZM198 105L196 106L197 107V109H199V107H198ZM216 104H214V106H215ZM221 105V106H220ZM223 105H225V104H223ZM254 106L255 108H257V107H259L260 108V106ZM7 105H5V108L7 109V107H6ZM22 106H23V104H22ZM22 106L20 105V106H18L19 108L21 107V110L19 109V111H17V112H19V113H17L16 111H14V112H16V114L14 113V115H13V113H12V115H13V117H12V115H9L8 113H6L4 110H5V108L3 109V107L4 106H2V107H0L2 110H3V112L4 113H6L5 114V116H1L2 115V110H0L2 113H0L1 115H0V117H1V119L0 120H2V123L4 122V121H6L7 122V120L8 121H10L11 123H12V119H16L17 118V115L19 116V118H20V115H21V117H23L22 116V114H23V112H25V110H27V109H25L26 107H24V108H22ZM25 106V105H24ZM27 106V105H26ZM46 106V107H45ZM80 106H78V107H80ZM97 106H98V108H100V109H95V108H97ZM105 108H104V107ZM210 106H211V104H210ZM213 106V105H212ZM245 106V107H244ZM10 107V106H9ZM17 107V108H18ZM39 107V108H40ZM59 107V106H58ZM77 107V108H78ZM86 105H85V107L83 108V109H85L86 110V112H87V109H86ZM88 107V111H92L91 110V108H89ZM118 107V108H117ZM168 107V106H167ZM203 107V106H202ZM235 107V106H234ZM14 108V110L16 109V105H15V107L14 106H12V109ZM44 108V109H43ZM52 108V109H53ZM56 108V107H55ZM54 108V110H53V112H55V109ZM128 108V107H127ZM201 108V107H200ZM204 108V107H203ZM202 108V109H203ZM209 108V107H208ZM208 108L206 109L207 111H208ZM231 108H232V110H233V106H231ZM237 107H235V109L234 110H238V109H236ZM242 108V109H243ZM10 109V110H9ZM24 111H23V110ZM57 109V110H58ZM81 109V112H82V108H80ZM196 109V108H195ZM210 110L209 111H211V110H215V109H211V107L209 108ZM243 109V110H244ZM258 109V108H257ZM257 109L255 110L257 113H255V111H254V109H251L252 111H254V112H251V110H250V112H243V110H238V111H241V113L243 112V113H245V114H243L242 113V115H245V116H242V115H240V116H242V117H240V118H236L235 116L234 117H232V118H236L235 120H233V121H235V125H236V120H237V129L235 130L234 128H233V126H235V125H233V123H231V112L229 113L230 114V116L228 115V116H226L225 117V115H224V117H223V112L221 113L222 115H220V116H222V118L223 119H225V120H222V118H220L219 119V117H214L215 119H216V121H217V123H215V124H218V125H214V127H212V125L214 124V122L213 121H215V119L214 120H212V119H210V118H212L211 116H210V118L209 119H206V120H208L207 121V123H208V129L210 128V121L209 120H211L212 121V125H211V127L212 128H215V126H219L220 124H222V125H224V124H226V123H228L229 125L230 124H232V125H230V129L232 130V128L234 129V131H235V133H232L233 131H229V130H227V129H229V127L227 128V126L225 125V128L224 127H222V125H220L219 126V132L220 133H222L223 134V136L221 135V138L222 137H225V138H223V139H226V141L224 142L221 138L220 139H218L219 141L220 140H222L223 142L221 143V141L219 142V143H217V141L215 140V142L217 143L216 145H218L219 146V144H224V146H225V144L226 143H228L229 142V138H231V136H234L235 138H236V136H238L236 139L238 140V138H239V140H238V142H236L237 140L235 139H233L234 137H232V139H233V141H232V139L230 140V142L232 141V143L233 144H235V143H237V147L235 148L234 147V145L232 144V146H231V144H229L230 146H231V150H229L230 149V147H229V145L228 144H226L227 146L226 147H223V148H221V146H220V148H218V149H220V150H216V146H215V148H213V149H215V151H217L218 152V154H217V152H215V157L218 155L219 157H216V158H213L214 156H212L213 154L211 153V155L209 154L210 153V151L211 150H213L212 148L210 149V145H212V144H215V142H213V143H211V144H209L208 146H210V147H208V148H205L204 147V149L206 150V151H204V149H203V147L201 146V145H203V143H206V142H210L211 141V139L212 138H209L208 136V139H210V140H206L205 141V139H204V137H205V134L207 135V132L204 134V133H202V131H204L205 130V128L203 129L202 128V123L201 122H199V124L201 125V126H199V125H197L196 127L198 128V130H199V128H201V129H203L202 131H200V133L199 134H202V137H203V135H204V137L202 138V140L204 139V142L202 141V140H200L199 138V135H196V133L194 134V136H191V135H193V134H191V132H190V137H188L189 135L187 134L188 133V131H187V127H188V125H187V123L185 122V120L183 119V121L181 120V122H179L180 120H177L179 123H177L175 120H167L169 123L167 124L168 126H167V128L163 131V132H156V129L154 130V127H155V125H156V123H155V121H153L152 119H150V120H148V123H149V126H148V129L146 130V132H147V134H148V136H147V138L149 137V138H151L152 140H151V142H152V145H154V148L155 149H153L154 151L152 152V153H150L149 151V153L147 152V150H148V148H147V150H146V148L145 147H147V144H145L146 143V141L144 140V142L143 141H140V139H143L141 136H140V134H138L139 132L138 131H140L139 129H141L140 128V126L141 125H139V124H137V123H135V122H137V121H135L137 118V116L135 115V113H137V110L136 109H134V108H131V109H128L129 111H132L131 112V114L130 115H132L130 118H129V120H128V122L130 123L131 122V124H132V131H130V130H128L127 132H129L128 134H127V132L125 133V134H119V135H117V134H115L114 133V131L113 130H107V123L106 122H108L107 120H108V115L107 116H105L107 113L104 111V113H105V115H102L101 116V118L102 117H105L106 119L104 120V119H100V120H95L94 122H92L91 120H90V122H92V125H90L91 123L90 122H87L88 124V126H89V128H87L88 130H91V131H88L87 129H81L80 127V129H78V127L77 126H79V124L77 125L76 123H75V121L80 117H78V114L77 113H75V114H77V119H75V121H74V123L75 124H73L72 125V121L70 122L71 123V125H69V124H66V122L64 123L63 121H56V123L57 122H59L58 124H59V128L57 129V130H55V127H57L58 125L56 124V126L54 127L53 126V124L51 123V125H50V119L48 118V120H47V122H49V125H47L48 127H49V129H50V127L51 126H53V129L55 130L54 132L52 131V129L50 130V131H52L53 133H55V135H53L54 137H52L50 140H52V141H50L49 139H47V136H46V138H44L45 136H44V134L45 135H47V134H49V133H51L48 129H44V127L46 126H44L43 127V124H42V128L41 129H44L43 131L42 130H40L39 131V129L37 130V134H36V132H35V134H30V132H29V134H28V131H30V130H28V129H31V127H30V125L33 123V125L35 126V124H36V122L39 124V122H38V119H37V121H31V122H29V120L30 119H28L29 118V115L30 114H27V112H25L24 114L26 115V118L28 119V121H26V119H25V117H24V120L23 121H25V122H29L28 123V125H29V127L30 128H27L28 126L26 125V130H28L27 131V134H26V132H22L21 131V129L24 127V126H21L22 128H20L19 130L21 131V132H19V133H24V138L22 139V137L21 138H18V141L19 140H26V138H27V141H26V143H27V145L29 144V145H31V147H33L32 149L34 150V151H31L30 149H28L29 151H31V152H27L28 150H26L27 148L26 147H28L29 148V145L27 146L26 145V147L23 145V147L24 148H22L21 147V150L22 149H24L25 151H21V154H22V152H24V154H26L25 152H27L28 154H27V156L26 155H24L23 154V156H21V154H18V156L19 157H21V159L17 156V154H15L14 152L12 153V152H10V151H13V150H15V148H14V146L16 145V144H12L13 142L15 143V139L14 138H16V140H17V137H20L19 135L17 136L16 135V137H14V135L15 134H19V133H15V132H13V131H15V129H13V128H8V127H6L9 123H7V125H6V123H5V127H4V125H2V123H0L1 125H2V127H1V125H0V156H3V155H5V156H7V154H9V153H12L11 154V156L12 155H14L15 154V156L13 157H11L10 155H8V157H9V159L7 158V159H4V158H1L0 157V264H48L49 262V264H100V263H102V262H100L99 263V261L101 260H99V255H98V253L97 252H101L102 253V255H106V253H103V250L101 249V245H102V242H104V241H102V239H100L99 240V237L100 238H102L103 236H104V238H103V240H105L106 238L105 237H107L108 238V236H112V234H111V231H112V233L115 231L116 233H118V236L120 237V235H121V239H124V237L122 238V236L123 235H127L128 237H129V235H131V238L133 237V239H134V236H136V239L137 238H139V243L141 242L140 240H142L143 241V243H144V240L143 239H145L146 237H147V235L145 234L146 232H145V230H146V228H150V229H152V233H154V234H152L153 235V237H155V242H154V245H155V243H156V237H157V233L159 232V236L157 237V239L159 238V241H161L160 239L163 237L162 236V232L160 231V227H161V225H162V229L164 228L163 226H165L163 223H165L164 222V216H163V208L164 209H167V206L166 205H163V207H162V205H160V202L163 200V198H161L160 199V201L159 202H157V205L155 204V203H153V204H148V205H146V207H149V212H151L152 213V215H150L151 213H149L148 215L149 216H153V218H149V219H147V217L145 218V216H144V218L142 219V222H141V224L140 225H136V224H134V220L133 219H130V218H127L128 217V214L126 213V212H123V211H121V208H122V206L124 207L125 205H126V207H127V204L129 205V203H130V207H131V205H134V200H127V201H120V200H118V199H120V197H119V195L116 193V191H112V190H115V188H117V191H124L126 188H125V185L124 184H121V185H117L116 184V182L115 181H112V180H110L109 179V177H113V175H114V171H115V169L117 168V167H119V166H121V165H124V166H126L127 167V169H130L131 171H132V174L135 176V178H136V183H135V185L133 186V193L134 194H136V195H138V196H141V194H142V192H144V191H147V192H149L148 194L151 196L152 195V192H153V190L151 189V184H154V182L156 181V179L158 178H161L162 177V181H163V183L161 184V185H159L158 186V188H162V187H164V186H168V187H171V189H173V190H171L172 192L174 191L175 193H176V191H179L180 193H181V195L184 197L183 198V200H181V201H179L180 203H179V208H181V209H179V210H181L182 212H183V210L182 209H185V210H187L188 209V207H190L189 205H191V204H199L200 202H202L200 199H199V197L200 196H198V193L201 191V190H205V188H209V189H206V190H211V193H209L210 195H211V200H210V202H209V206H207L206 208H207V210H205V212L206 213H204V216H208V214L207 213H209L210 215H211V217H212V226L210 227V225L211 224H206L207 223V221L209 220V216H208V219H207V221L206 220H204V221H206V226H202V225H204V222L202 223V227H201V231L202 230H204V231H202L203 233V238L205 239V241L206 242H208L206 239H208L209 240V237H210V240H209V244L208 243H206V245H208L207 247H206V245L205 244H201L200 243V245H204V247H206L205 248V250H203V251H205V253L204 254H206V255H202V257H200L199 256V264H264V140H263V138H264V113H263V115L261 114H259L260 112H262L261 111V109H259L258 111H257ZM9 112L10 111H12L11 110V108H8L7 109ZM6 110V111H7ZM18 110V109H17ZM39 110V111H38ZM78 110V109H77ZM201 110V109H200ZM231 110V109H230ZM231 110V111H232ZM47 111V113H49ZM62 111V112H61ZM76 111V110H75ZM202 111H205V110H202ZM201 111V112H202ZM238 111H236V112H238ZM29 112V111H28ZM40 112V113H39ZM52 112V113H53ZM68 112V111H67ZM77 112H79V111H77ZM168 112V113H167ZM187 112V111H186ZM197 112V111H196ZM196 112H193V115H194V113H196ZM201 112H198L199 114L201 113ZM217 113V109H216V111H212V113ZM234 112V111H233ZM232 112V113H233ZM236 112H235V114H236ZM259 112V113H258ZM56 113H57V111H56ZM56 113H55V115H56ZM80 113V112H79ZM93 113H94V111H93ZM104 113H102V114H104ZM174 113V114H173ZM215 113V114H216ZM240 113V112H239ZM238 113V114H239ZM249 113H251V114H253V117H252V115L251 114H249ZM11 114V113H10ZM23 114V115H24ZM50 114V113H49ZM48 114V115H49ZM59 114H57V115H59ZM74 114V115H75ZM82 114V113H81ZM80 114V115H81ZM83 114H84V110H83ZM87 114H89V113H87ZM172 116H171V115ZM255 114V115H254ZM4 115V114H3ZM16 115V116H15ZM43 115H44V113H43ZM46 112H45V117H46ZM56 115V119L54 118V120H57V119H59V120H63L62 118H63V115H60V116H62V118L61 117H59L58 118V116ZM65 115V114H64ZM66 115H67V113H66ZM85 115V114H84ZM178 115V116H177ZM197 114H195V116H196ZM233 115H234V113H233ZM258 115V116H257ZM15 116V117H14ZM49 116H51V115H49ZM52 116H54L53 114H52ZM198 116V115H197ZM247 116L248 117H250L249 119L247 118ZM260 116V117H259ZM12 117V118H11ZM65 117H67V116H65ZM64 117V118H65ZM90 116H88V119H90L89 118ZM91 117H93L94 118V116H91ZM194 117V116H193ZM193 117H192V119H193ZM228 117H230V118H228ZM245 117V118H244ZM255 117L256 118H258V119H255ZM19 118H17V120L19 119ZM51 118V117H50ZM74 118H76V116L74 117ZM84 118V116L82 115V119ZM87 118V117H86ZM85 118V119H86ZM99 118H100V116H99ZM242 118V119H241ZM246 118H247V122H245L246 121ZM255 120H254V119ZM261 120H260V119ZM11 119V120H10ZM47 118H44V120H46ZM52 119H53V117H52ZM88 119H86V120H88ZM92 119V118H91ZM195 119V121H196V124L198 123L197 122V120H196V118H194ZM218 119L220 120L219 122H218ZM227 119H229V121L227 122ZM4 120V121H3ZM22 120V119H21ZM20 119H19V122H15V120L13 121L14 122V124L16 123V124H22L23 125V123H21L20 121H21ZM42 120H43V116H42ZM54 120H51V122L53 121V123L55 122ZM65 120H67V122H68V118L67 119H64V121ZM73 120V119H72ZM79 120H81V119H78L76 122H79ZM240 122H239V121ZM242 120V121H241ZM248 120H249V122H248ZM250 120H253V121H250ZM84 121V119L82 120V122ZM89 121V120H88ZM172 121V122H171ZM175 121V122H174ZM187 121V120H186ZM200 121V120H199ZM263 121V122H262ZM62 122L64 123V124H66V125H69V127L68 126H64V125H62ZM81 122V123H82ZM190 122V121H189ZM188 122V123H189ZM192 123L194 122V121H191ZM222 122V123H221ZM230 122V123H229ZM241 122H243V123H241ZM253 123L254 124V126H255V124H256V128L255 127H253V125L251 124V123ZM42 123V122H41ZM41 123L39 124V125H41ZM44 123H46V121L44 122ZM80 123V124H81ZM90 123V124H89ZM133 123H134V125H133ZM167 123V122H166ZM239 123V124H238ZM245 123H247V124H245ZM263 125H262V124ZM54 124V125H55ZM130 124V125H131ZM137 124V125H136ZM194 124V123H193ZM191 124L193 127L191 128L194 132H197L196 130H195V125L196 124ZM210 124V125H209ZM240 124H243V125H240ZM13 125V124H12ZM37 125V124H36ZM187 125V126H186ZM239 125L242 127H240L239 128ZM246 127H245V126ZM252 126V127H250V129H252L253 131H251V132H249L250 130H249V128H248V126ZM9 126H11L10 124H9ZM17 126V125H16ZM20 126V125H19ZM19 126L17 127V128H19ZM63 126V127H62ZM81 126V125H80ZM87 126V127H88ZM206 127V129H207V124L206 125H204L203 124V127ZM235 126V127H236ZM261 126H263V127H261ZM12 127H15L14 125L12 126ZM36 127H39V126H36ZM190 127V126H189ZM188 127V128H189ZM244 127H245V129L247 128L248 129V131L246 132V130L244 129ZM258 127V128H257ZM3 128V129H2ZM5 128V129H4ZM33 126H32V130H33ZM52 128V127H51ZM196 128V129H197ZM7 129H9V130H7ZM11 129L13 130V131H11ZM105 129L107 130L106 132H105ZM129 129V128H128ZM191 129H188L189 131L191 130ZM200 129V130H201ZM207 129V130H208ZM211 129V128H210ZM209 129V130H210ZM224 129V130H223ZM17 130V129H16ZM25 130V129H24ZM45 130H47L48 132H47V134H46V132H45ZM211 130H213V129H211ZM215 130V129H214ZM213 130V132H212V136L214 137V136H217V137H219L218 135H217V133L215 132ZM221 130H223L222 132H221ZM241 131V133L240 132H238V131ZM243 130V131H242ZM255 130H257L256 132H255ZM13 134V136H12V134L10 133V132ZM34 131H35V129H34ZM42 131V132H41ZM173 132V131H176V132H181L182 133V135L184 134V136H182V137H184V138H180V139H174L173 137H174V135L172 136V138H170L169 137V139H170V141L171 142H169V140H168V142H167V146L166 147H169V148H166V149H168V151L166 150L165 151V149L164 148H162V145H164V144H159V143H161V142H163V140L165 139V135L168 133V132ZM224 131H227V132H229L230 133V135H229V133H224ZM236 131H237V133H236ZM245 131V132H244ZM17 132H18V130H17ZM43 132H45L44 134H42L41 135V133H43ZM145 132V133H146ZM179 132V133H180ZM211 132V131H210ZM209 132V136L210 137H212L211 136V133ZM243 132V133H242ZM253 132V133H252ZM32 133H33V131H32ZM40 133V134H39ZM52 133V134H53ZM38 134L39 135H41V137L43 136V138L44 139H40V141H39V139H36L37 137H39L40 138V136H38ZM137 134H138V137H137ZM146 134V135H147ZM185 134H187L186 136H187V139H186V142L184 141V143H186L187 145H188V143H189V148H187V149H189V151H187L186 150V152L185 153H176L175 154V147L176 146H178L179 144H180V142H183V140H185ZM216 134V135H215ZM238 134V135H237ZM21 135V134H20ZM146 135H145V137H146ZM197 137H196V136ZM225 135V136H224ZM229 135V136H228ZM236 135V136H235ZM50 136H51V134H50ZM226 136L228 137V138H226ZM263 136V137H262ZM26 137V138H25ZM49 137V136H48ZM139 138L138 140H137V138ZM141 137V138H140ZM145 137H144V139H145ZM191 137H196V140L194 139V138H191ZM199 137V138H198ZM216 137V138H217ZM215 138V137H214ZM214 138H213V140L212 141H214ZM215 138V139H216ZM263 140H261V139ZM7 139H11V141H8ZM12 139H14V140H12ZM29 139V140H28ZM190 139H192L193 141H196L195 143H197V145H198V147L200 146V151L198 150V152H201L202 151V149H203V151L206 153V155H208V156H205V159H206V157H207V159L209 158L210 159V161H208L207 159V161L204 159V157H203V152H202V154H198V152L197 153H195V151L197 150H195L194 149V151H192L193 150V147H192V145H191V143H190V141H192V140H189ZM197 139L198 140H200V141H202V142H200V144H198V142H197ZM227 139H228V142H227ZM7 140V141H6ZM38 141V143H39V145H40V148L38 149L37 148V144L38 143H36L37 141ZM47 140V141H46ZM50 142H49V141ZM257 140V141H256ZM260 140V141H259ZM13 141V142H12ZM36 141V142H35ZM188 141V142H187ZM192 141V142H193ZM211 141V142H212ZM235 141V142H234ZM256 141V142H255ZM8 142V143H7ZM19 142H21V141H19ZM19 142H16L17 143V145H18V143ZM143 142V143H142ZM24 143V142H23ZM25 143V144H26ZM166 143V142H165ZM170 143V144H169ZM194 142H193V144H195ZM6 144H8V146L6 145ZM21 144V143H20ZM159 144V145H158ZM185 144V145H186ZM207 144L208 143H206L205 145L207 146ZM240 145V148L242 149V148H244V149H240L238 146ZM13 145V146H12ZM16 145V146H17ZM35 145H36V147H35ZM54 145V146H53ZM144 145H146V146H144ZM186 145V146H187ZM205 145H203V146H205ZM19 146H22V145H19ZM50 146V147H49ZM192 148H191V147ZM213 146V145H212ZM12 147V148H11ZM18 147V146H17ZM47 147H49V149H48V151L49 152H47V155H52L53 156V161H52V163H50L49 161H45V159L43 160V157H46L47 155H45V151H46V149H47ZM172 147H173V149H174V151H173V154H172V152L170 151L171 149H172ZM195 147H196V145H195ZM214 147V146H213ZM245 147H247V148H245ZM10 148H11V150H10ZM44 148H45V151H44ZM227 148H229V149H227ZM239 148V149H238ZM7 149H9L8 151H9V153L7 152ZM13 149V150H12ZM150 149V148H149ZM190 149H192V150H190ZM199 149V148H198ZM207 149H209L210 151H207ZM248 149V150H247ZM3 150V151H2ZM6 150V151H5ZM20 150V149H19ZM151 150V149H150ZM235 150H237V151H235ZM15 151H17V150H15ZM3 152V153H2ZM7 152V153H6ZM19 152V151H18ZM17 152V153H18ZM207 152H209L208 154H207ZM212 152H214V151H212ZM235 152V153H234ZM50 153V154H49ZM196 154H197V156H196ZM198 155H202L201 157H202V160H204V161H202V162H205L206 161V163H208L209 165H207V164H205L204 165V163H203V167H206V165H207V167L204 169V168H202V166L200 165L199 166V164H201V163H196L198 160H199V162H201L200 160V158L199 159H197V157H200V156H198ZM24 156L26 157V159L24 158ZM30 156V157H29ZM210 156V157H209ZM212 156V157H211ZM16 157L19 159L18 161H20L21 160V163L22 162H24V161H26V162H24V163H22V164H24L22 167H19L18 165H20V164H18V163H20V162H18L17 160H16ZM23 157V158H22ZM31 160H30V159ZM32 158H34L33 160H32ZM1 159L2 160H7V161H5V162H2L1 161ZM22 159H23V161H22ZM38 159V160H37ZM40 159V160H39ZM212 159V160H211ZM42 160V161H41ZM47 160V159H46ZM15 161H17V164H15L14 165V163H15ZM37 161H38V163H37ZM41 161V162H40ZM215 161V163H213ZM68 162V163H67ZM164 162H167V166L164 164ZM213 163V164H212ZM34 164H36V165H34ZM38 164V165H37ZM196 164H198V165H196ZM16 165L20 168V170H19V168L18 167H16ZM34 165V167L36 168V169H34L32 166ZM165 165V166H164ZM14 166H15V168H17L18 169V171L14 168ZM15 169V172L17 171V172H22V174H23V176H22V180H19V178H17L18 177V175H17V172L16 173H14L13 171H11L12 169ZM21 168H22V170H21ZM200 168H202V171H204V172H199V170H201ZM25 171H24V170ZM29 169H31V171L32 170H34L33 172H35V176H32V174H30L31 173V171L29 170ZM186 170L188 173H185V175H180V172H181V170ZM9 171V173L7 174V172ZM11 171V172H10ZM25 173H24V172ZM30 171V173H28ZM27 172V173H26ZM38 172V174L40 175V178H39V176H37L36 177V173ZM10 173H12L13 175H11V176H9V174ZM19 173V175H22V174H20ZM172 173H173V176H174V174H175V179H173L174 177L172 176V181L173 182H171L170 181V177H171V175H172ZM203 175V174H205V175H201V174ZM6 174V175H5ZM14 174H16L17 175V177H15L14 176ZM222 174V175H221ZM242 174H243V178H242ZM7 175H8V177H7ZM31 175V176H30ZM6 178H5V177ZM164 176V177H163ZM36 177V178H35ZM204 177V178H203ZM33 179H35V181H36V179H38L39 181H37V182H39L38 184H36L35 185V182H34V180ZM40 179H42V181H41V183H40ZM203 179H207L206 181L205 180H203ZM201 181H203V183L201 182ZM205 181V182H204ZM36 182V183H37ZM41 184V185H40ZM19 185L21 186V189L19 188ZM35 185V187H39V186H37V185H40V187L37 189V190H35V189H33V186ZM16 186H18V187H16ZM13 187H15V190L13 191ZM233 187H235V189L233 188ZM16 188H19L20 190L19 191H17L16 190ZM233 188V189H232ZM147 189V190H146ZM149 190V191H148ZM256 190H258V191H256ZM50 193L49 195H48V197L47 198H44L45 196H42V195H44V193ZM173 192V193H174ZM204 193L206 192V191H203ZM209 192V191H208ZM207 192V193H208ZM179 193V194H180ZM39 194H41V195H39ZM171 194V193H170ZM170 194L168 195V196H170ZM201 194V193H200ZM250 194H252V195H250ZM253 194H255V196L253 195ZM172 195V194H171ZM180 195V196H181ZM202 195H203V193H202ZM205 195V194H204ZM171 197V196H170ZM202 197H205V196H202ZM201 197V198H202ZM206 198V197H205ZM204 198V199H205ZM208 198V197H207ZM189 200H191V201H189ZM198 201H200L199 203H198ZM50 202V205L52 204V208L49 206V203ZM158 203H159V205H158ZM165 203H168V201H166ZM202 203H204V202H202ZM155 204V205H154ZM206 204V203H205ZM200 205H201V203L199 204V207H200ZM45 206H46V210H45ZM47 206H49L50 207V210H47V209H49V207L47 208ZM160 206L162 207L161 208V211H160ZM186 206H188L187 207V209L185 208ZM203 206V205H202ZM130 207H128V208H130ZM127 208V209H128ZM133 208H134V206H132V209L131 210H133ZM191 208V207H190ZM193 208V207H192ZM203 208V207H202ZM197 209V211L199 212V211H201L202 209H198V208H196ZM130 210V209H129ZM171 210V209H170ZM188 210H190V209H188ZM209 210V211H208ZM162 212L163 214L162 215H160V213L159 212ZM208 211V212H207ZM129 212H131V211H129ZM171 212V211H170ZM187 212V211H186ZM189 212H191V210L189 211ZM197 213V212H196ZM201 213V212H200ZM156 214V215H155ZM190 214V213H189ZM192 214V213H191ZM190 214V216H192ZM195 214V213H194ZM207 214V215H206ZM147 215V216H148ZM155 215V216H154ZM174 215V214H173ZM194 216H197V215H194ZM203 216V217H204ZM179 217H180V219L182 218L181 216H178V218H177V215H175V216H173V218H174V223H172V224H174V226H175V228L176 229H179V231L180 232H178V234L176 233H174L173 235L175 236V241L174 240H172L173 241V243L174 242H176L177 240H176V236L178 235V236H180L181 235V238H179L180 240L179 241H177L176 243H178V244H180L179 246L181 247V245H184L185 244V242H186V247L189 245L187 242H189V243H191L190 241H192L193 242V240L195 239L194 237L195 236H199V234H200V236H202V234H201V231H199L198 232V230L195 232L194 230V227H192V226H189L190 225V223H189V225H187L186 224V222H185V220H187L186 218H185V220H180L179 219ZM184 217H185V215H184ZM198 217H200V216H197V218H195V219H198ZM175 218H177V219H175ZM190 218H192V217H190ZM202 218V217H201ZM205 218V217H204ZM207 218V217H206ZM205 218V219H206ZM194 219V218H193ZM203 219V218H202ZM211 219V218H210ZM192 220V219H191ZM51 221V222H50ZM210 220L208 221V223H210L211 222ZM50 222V223H49ZM185 222V223H184ZM187 222H188V220H187ZM200 222V221H199ZM195 223V222H194ZM197 223H198V221H197ZM49 224V225H48ZM113 224V225H112ZM166 224V223H165ZM110 225V226H109ZM111 225L112 226H116L118 229H116V227L115 228H113V229H116V230H112L111 228H107L108 226L109 227H111ZM191 225H193V224H191ZM197 225V224H196ZM84 228H83V227ZM158 226H160L159 228H158ZM198 226H200V224L198 225ZM197 226V227H198ZM207 226H209V227H207ZM82 227V228H81ZM158 229H157V228ZM196 227V228H197ZM208 228L207 229V231H206V228ZM157 230H156V229ZM191 228H193V230L191 229ZM210 228H211V230H210ZM111 229V231H110V234H109V232H107V231H109ZM190 229H191V231H193V232H195V233H197V235L194 233V234H192V237L194 238L193 240L191 239H189V237L190 238H192L191 237V235L190 236H186V235H184L185 233V231H186V233H187V231H189L190 232ZM153 230H156V231H154L153 232ZM173 230H175V229H173ZM182 230H183V233H181L182 232ZM185 230V231H184ZM158 231V232H157ZM177 231V230H176ZM114 232V233H115ZM161 232V233H160ZM204 232H207V233H210L209 235L207 234V233H204ZM100 233H101V235H100ZM103 233V234H102ZM107 233H108V235H107ZM113 233V235H115ZM173 233V232H172ZM93 234H95L96 235V237H95V235L94 236H91L92 238L90 239V240H93V241H95V242H97L96 243V246H95V249H94V245L95 244H91V242H89V243H87V242H85L86 241V238L89 240V236L90 235H93ZM183 234V235H182ZM204 234H206V238H205V235ZM100 235V236H99ZM103 235V236H102ZM146 235V236H145ZM151 235V236H152ZM195 235V236H194ZM99 236V237H98ZM161 236V237H160ZM183 236V237H182ZM145 237V238H144ZM93 238H98V239H93ZM126 238V237H125ZM130 238V237H129ZM148 238V237H147ZM146 238V239H147ZM170 238H171V236H170ZM203 238H199V239H203ZM121 239H120V241H121ZM128 238H126V239H124V243H125V240H127ZM145 239V241L147 242L148 241V248L150 247V249H148V255L152 258V259H150L152 262H151V264H154V257L156 258V253H160L161 252V257H159V258H161V259H163V255H164V259H166V260H164L167 264H168V262L169 261H171V263L173 262V264H174V261L176 260H178V258H180L181 259V261H179L178 260V262H180L181 264H188V260H189V258L188 259H186L187 258V255H189V254H183L182 255V253H184L185 251L184 250H180V249H183L182 247L180 248L176 243H174V245L173 246H171V244H168L169 246H171L170 247V249H168L169 247H168V245H167V247L168 248H166V250H164L165 248H162L161 246H162V243L160 244L161 246H159L160 248H158V247H156V246H154V247H152L153 245H151V246H149V243H151L152 241L150 240V239H147L146 240ZM163 239V238H162ZM171 239H174V237L173 238H171ZM171 239H169V240H171ZM181 239H182V241H181ZM190 241H189V240ZM198 239V240H199ZM204 239H203V242L205 243V241H204ZM73 240V241H72ZM89 240V241H90ZM107 240V239H106ZM105 240V241H106ZM131 240V239H130ZM135 240V239H134ZM133 240V241H134ZM138 240V239H137ZM137 240H135V241H137ZM151 242H150V241ZM75 241V243H73ZM120 241H118V242H120ZM195 241V240H194ZM197 241V240H196ZM85 242V243H84ZM118 242H117V244H118ZM123 242V241H122ZM121 242V243H122ZM126 242H128V241H126ZM131 242V241H130ZM138 242V241H137ZM163 242V241H162ZM183 242H184V244H183ZM94 243V242H93ZM105 243V242H104ZM103 243V244H104ZM132 243V242H131ZM130 243V244H131ZM158 243V242H157ZM165 243V242H164ZM170 243H172V242H170ZM182 243V244H181ZM109 244V243H108ZM128 244V243H127ZM126 244V245H127ZM153 244V243H152ZM175 244L178 246V248L179 249H174L175 247H177V246H175ZM188 244V245H187ZM196 244H198V243H196ZM93 247H92V246ZM119 245H120V243L118 244V246H116V247H114L115 249L114 250H116L117 251V253H116V255L113 257L112 255H111V257L109 256V255H107V256H109V258L107 257V256H105L106 257V259H104L105 261H107L109 264H112V263H118V264H121V261L124 259V257L123 258H121V256H120V252H122L123 250L125 251L126 249H121V248H123L122 246L119 248ZM122 245V244H121ZM131 245H134V247H135V244H131ZM142 245V244H141ZM144 245H146V244H143V246ZM191 245H192V243H191ZM137 246V245H136ZM163 246H164V244H163ZM200 247V249L202 250L204 247ZM107 247H108V245L106 246V247H104V245H103V248H105V249H107ZM132 247V246H131ZM156 247V248H155ZM172 247H174L173 249L175 250V252H172ZM109 248V247H108ZM153 248H155L154 250H152ZM194 248V247H193ZM121 249V250H120ZM158 249H159V251H158ZM172 249V250H171ZM184 249H185V247H184ZM189 249H192V248H189ZM197 249L199 250V247L197 246ZM95 250L97 251V250H99V251H97L96 253H95V255H94V252H95ZM100 250H102V251H100ZM119 250V251H118ZM147 250V247H146V249L144 250V252ZM186 250V249H185ZM106 251V250H105ZM107 251H108V249H107ZM127 251V250H126ZM184 251V252H183ZM187 251V250H186ZM191 251L192 250H190V253H191ZM196 250H194V252H195ZM203 251H201L202 253H203ZM200 252V253H201ZM125 253V252H124ZM128 253V252H127ZM127 253L126 254H124V255H127ZM159 253H158V256H159ZM176 253H178V255H179V257L178 258H175V255H176ZM189 253V252H188ZM199 253V252H198ZM130 254V253H129ZM191 254H193V252L191 253ZM190 254V255H191ZM194 254H196V253H194ZM102 255H100L101 257H102ZM122 256H123V254H121ZM143 255H144V253H143ZM180 255H181V257H180ZM200 255V254H199ZM96 256H98V258L96 257ZM130 256V255H129ZM129 256L127 255V257L129 258ZM145 256H146V252H145ZM148 256V257H149ZM195 256V255H194ZM197 256V255H196ZM126 257V259H128ZM147 257V256H146ZM146 257H144V258H146ZM147 257V258H148ZM103 258V257H102ZM147 258L145 259L146 261H147ZM194 258V257H193ZM196 258V257H195ZM130 259V258H129ZM161 259H159V260H161ZM131 260V259H130ZM149 260V261H150ZM158 260V259H157ZM157 260H155L156 262H157ZM168 260V261H167ZM102 261V260H101ZM144 261V260H143ZM164 261H162L164 264H165V262ZM195 261H196V259H195ZM52 262V263H51ZM125 262V261H124ZM142 262V261H141ZM178 262L176 263V264H178ZM192 262V261H191ZM126 263H127V260H126ZM148 264L147 262H144V264ZM179 263V264H180ZM194 263V262H193ZM128 264V263H127ZM130 264V263H129ZM131 264H132V262H131ZM143 264V263H142ZM156 264V263H155ZM158 264H160V263H158ZM194 264H196V263H194Z\"/></svg>",
    "mask_w": 264,
    "mask_h": 264
},
{
    "label": "rangeland",
    "instance_id": "2",
    "mask_svg": "<svg viewBox=\"0 0 264 264\" xmlns=\"http://www.w3.org/2000/svg\"><path fill=\"white\" fill-rule=\"evenodd\" d=\"M3 1V0H2ZM2 1L0 2V4L2 3ZM9 1V3H7V4H10L9 6L6 4V2H8ZM8 1H3L4 3H5V8H4V3H3V5H1L0 6V10H2V11H0V14L1 13H3V10H4V15H2L1 16V18H0V24L2 25H5V24H8V26L6 25V27L8 28V27H10L11 25H9V24H12V23H14V21L17 23V21L18 20H20V19H25L24 21L25 22H27L29 19V21L28 22H31V21H36V19H32V18H34L37 14H35V16H31V15H33L34 13H36L37 11H35V9L36 10H38L39 11V9H40V12L38 13V16H36V17H39V15H42V13H43V16L41 17V19L40 18H37L38 20V22H39V24H40V22L42 23L41 25H38V24H35V25H38V26H40V29H45V31H46V34H45V32L42 30V33H44L42 36H41V33H36V32H39V31H41V30H38L39 28L37 27V26H35L34 25V22H32L33 24L31 25V23H30V25L28 26V23L26 24L27 26H28V28H26V32H25V27L23 28V26L25 25V22L23 21V20H21V21H23L22 22V24L24 23V25H21L22 26V28H23V30H21L22 28H20V26L18 25L19 23H21V21L19 22V23H17V24H12V27H13V25H18V26H14L17 30H18V28H19V30L17 31L14 27V29H15V31H13L14 29L13 28H11L10 27V29L9 30H7L6 29V27L5 26H3L2 25V27H0V29L2 28V31L0 32L1 34H0V42H1V45H4V46H1L0 45V50H2V49H5L6 51H7V49L9 50V52H11V51H14V50H19L20 49V47H19V44L20 45H22V46H26V48L25 49H27L28 50V48L27 47H30L29 48V52L27 53V55L25 54L24 56H27V58L26 57H24L23 55H22V58L20 59V57L18 58V60L19 61H17L16 59H15V62H14V59L13 58H8L7 57V55L8 54H6V53H4L5 52V50H4V52H2V53H4V54H0V56H2L3 55V57H0V63L2 62V66L0 65V67H1V69H2V67H6V69L8 68V71L9 70H12V71H7V70H5V68H3L2 69V71H3V73H2V71L0 70V73H1V78H0V80L3 78V76H4V73L5 72H7V75H6V73H5V77H6V81H8V80H12L13 81V79H14V77H13V75L14 74H17L16 76L18 77L19 76V72H21L22 70L24 71L25 69H23V67H22V65L24 66V65H27V62H28V65L27 66H24V68H26V69H29V67L28 66H30L31 68H32V66L33 65H31L32 63L31 62H33L34 63V61H35V59L37 58V56H38V54H40V53H38L39 51L40 52H43L42 50H43V48H44V52H43V54H44V57H45V54H46V57L45 58H49L50 56H54V55H47V54H49V51L48 50H51V52H53L52 50H54V48L53 47H56V45H58V42L59 43H61V42H63V43H65V44H67V42L68 41H70V40H68V38H71L70 37V35L74 32H72L71 33V30H74L75 28H74V25L77 27V25H78V23H80L79 21V17L81 18V12H82V14H83V11H85V10H83V9H85V8H87L86 7V5L85 4H82V1H84L85 2V0H79V1H81V2H79V4H77L78 5V10L76 9V12H77V14H74V13H72L71 12V16H65V18H59V16L57 17V15H58V11L60 12L59 14H61V11H64L63 9H64V6L60 3L61 1H59V0H57V1H50V3L48 4V2H49V0H46L47 2H45V0H44V2L45 3H47L48 4V6H46V7H50L51 8V10H54L53 12L51 11V13L53 14V13H55V10L58 8L59 10L58 11H56V13L55 14H53V15H50L49 16V11H50V8L48 9H45L44 7V9L40 6V4L41 5H43L44 4V2L42 1V0H40L41 1V3H40V1L38 0V2L37 3H40V4H36V0H32V1H34V3L36 4V5H38V6H40V7H38V6H33L32 4V1L31 0H25V3H24V7L23 8H25V6H26V8L25 9H27V7H28V5H27V3H29L31 6H33L32 8H35V9H33L35 12H33L31 15H30V13H31V10H30V12L29 11H27L28 13H29V18H28V16H27V12H25V15L27 16H25V15H23V13L21 14V13H19L20 15H23L24 17H22L21 18V16H20V18L18 17V16H14L13 15V17L11 16V14L10 13H12V14H15L14 13V11L13 10H10V8H11V5H12V8L11 9H14V8H16V5L19 3V0H14L16 3H12L11 4V2L13 1H11L10 2V0H8ZM13 1V2H14ZM22 1V0H21ZM21 1H20V3H21ZM26 1H27V3H26ZM29 1V2H28ZM132 1V3L130 2L129 4L128 3H126V5H124L123 6V3H121L120 4V7H119V4H118V6H115L113 3L111 4V2L109 3L108 1H106L107 3L106 4H108V5H106L108 8H111V10H112V8H113V10H117V11H113L114 12V14H115V12H116V14L118 13V11L120 10V9H122V10H120L119 11V13L121 12V15H122V13H123V15L121 16V17H119V13L117 14L118 15V17L119 18H123V16H124V18L123 19H121V24H119V21H118V19L119 18H117L116 16L117 15H115V18H117L115 21L116 22H118V23H116L115 22V24L117 25V28L115 27V28H112V30L114 31V33H115V31L118 29L119 31H121L122 32V34H123V32H124V35H123V37H122V39H124L123 40V43H127V39H128V42L130 41V38L132 39L130 42L131 43H128V45H126V43H125V45L127 46L126 48L128 49V48H130V53H128V55L126 54L125 56L127 57V59L124 57V63H126L124 66H123V64L122 65H120V66H118V65H114L115 67H112V69H111V67H110V69L109 70H112V71H110V73H111V77H110V79H109V81L107 82V86L109 87V88H111V89H109V88H106V89H103V90H98L99 88H97V87H99V86H103V85H100V83H96V85H98V86H96V88H97V90H96V88H94V89H91V90H87V91H85V92H83L82 94H84L85 93V95L87 94V102H85L86 100L84 99V97H85V95H84V97L83 98H81V97H78V98H76V96L77 95H75V98L73 97L72 98V100H70V98H71V96H70V98H68V95H66V93L64 94L65 95V97L67 96V98L69 99H67L69 102H70V104H69V102H68V104L67 105H72V109H70L68 106H66V109H67V107H68V112L64 109V111L67 113V115H66V113H63V114H59L58 113V111H60L58 108H61L60 106H61V101H62V99H64L65 100V97H63V95H61V97H63V98H61V97H59V95H57V97H58V99L59 98H61V100H60V103H57V101H55L54 100V97H53V99H51L50 100V102H49V99H48V97L49 98H52V97H50V94H51V88H53L54 87V89H59V87H60V89H59V92L61 93V91H63L66 87H67V85H66V83H69V81H68V79L66 78V80L68 81H64V79H65V77L67 76H65L64 74V71H68V69L67 70H64V71H62V69L60 70V71H62L61 73H63V75L62 74H60V75H62V76H60V80H58V83L56 82V84L59 86L58 88H55V87H57V86H50L51 88H50V90L49 89H45V90H47V91H45L44 90V88L46 87H44L43 85L45 84V85H47L48 84V82H47V84H46V82L45 81H43L42 79H40L39 77H37V78H39L40 80H42V82L44 83V84H42L41 85V81H39V79H37L36 78V76L35 75H38V76H40V72H39V70L40 71H42L41 69H42V67L43 68H45V70L43 71V72H45V73H47V74H49L48 76H50L51 74H52V72L53 71H51V74H50V69H46V67H47V65L49 64V66L51 65V62H52V60H46V59H44L43 61H46V62H44V65L40 68L38 65V67L37 68H39V70L37 69V68H35L34 66H35V64H34V66H33V68L34 69H37L38 71H35V72H37V73H35L34 71H31L32 69H29V70H25L24 72L26 73L27 71H31L30 72V74L28 75L27 73L25 74V73H23L22 72V74H25V76L24 77H26V78H23L22 77V81H21V78H20V81H18L19 80V78H17V79H14V82H23V87H24V89H23V87H22V84H19V83H13L12 81H11V85L9 84L10 83V81L7 83V82H5L4 80L1 82L0 81V84L1 85H7V84H9V87H7L6 86V88L7 89H12V90H14V91H12V90H4V89H6L5 88V86H4V89L2 88V86L0 87V88H2L3 90H1L0 89V93H1V91H2V93H4V94H0L1 96H0V102L2 103V106H4L3 107V109L5 108V105H7L6 107H7V109L8 108H11V110L12 111H8L6 108H5V112L6 113H8L9 115H12V113H13V115H14V113L16 114V112L17 111H19V109L21 110V107L19 108L18 106H22V104H23V106H22V108H24V107H26L25 109H27V110H25V112H27V114H30L29 115V118L28 119H30L29 120V122H35V121H37V119H38V122H39V124L41 123V125H39L37 122H36V124H35V126L33 125V123L30 125V127H31V129H28V130H30V131H28V130H26V125L28 126L27 128H30L29 127V125H28V123L29 122H25V121H23L24 120V117H25V119H26V121H28V119L26 118V115L24 114L25 112H23V114H22V116L23 117H21V115H20V118H19V116L17 115V118H19L21 121V123H23V125L22 124H16L17 122H19V119L17 120V118L16 119H12L13 121L15 120V124H14V122L12 121V123L10 122V121H8L7 120V122L6 121H4L3 123H2V120H0V123H2V125H4V127L7 125V123H9L11 126H9V124L6 126V127H10V128H13V129H15V131H13L12 129H11V131H13V132H15V133H19V132H26V134H27V131H28V134H29V132H30V134H35V132H36V134L38 133L37 132V130L39 129V131L40 130H44V129H48L49 131L52 129V131L54 132L55 130H57L58 128H59V122H57L56 123V121H63L64 123L66 122V124H69L71 121H72V125L73 124H79V126H77L78 127V129H80L81 127V129H87V128H89V126L87 125L88 123L87 122H90V120L92 121V122H94L95 120L97 121V120H100V119H106L105 117H102L101 118V116L102 115H105V113H104V111L106 112V110L108 111L109 109V107H110V105H109V107H107L108 105H106L105 107H107V109L106 110H104V109H101V113H99L100 112V110L98 111V112H95V110L93 109L92 110V106H96L98 103L100 104V103H104L112 94L110 93L111 91H117L118 92V95L120 96V98L121 99H118V107H119V105L120 104H123L124 106H125V108L120 112V114L119 115H117V116H112L111 115V117H109V113H107L105 116H107L108 115V122H106L107 123V130L109 131H111V130H113L114 131V133L115 134H117V135H119V134H125L128 130H130V131H132L131 129H132V124H131V122L129 123L128 122V120H129V118L132 116V115H130L131 114V112L132 111H129L128 109H131V108H134V109H136L137 110V113H135V115L137 116L136 118V120L135 121H137V122H135V123H137V124H139V125H141L140 126V128L141 129H139L140 131H138L139 133L138 134H140V136L143 138V139H140V141H143L144 142V140L146 141V143L145 144H147V147H145L146 148V150H147V148H148V150H147V152L149 151L150 153H152L154 150L153 149H155L154 148V145H152V142H151V138H147V136H148V134H147V132H146V130L148 129V126H149V123H148V120H150V119H152L153 121H155V123H156V125H155V127H154V130L156 129V132H163L166 128H167V124L169 123L167 120H175L177 123H179V122H181V120L183 121V117L181 118V117H178V119H177V117L175 116V119H173L174 117L172 116V117H170V116H166L167 114H166V111L167 110H165L164 111V109L165 108H169V106H170V108H172V104H173V107H174V109L176 108V106H179V103L181 104L183 101H185V99L184 98H186V101H190V103H191V105L189 104V105H187V107L186 108H188V107H190V109H186V111H185V118H187L186 120H185V122L187 123V125H188V127H187V131H188V135L190 134V132H191V134H193V135H191V136H194V134L196 133V135H199V139L200 140H202V138L204 137V135H203V137H202V134H199L200 133V131H202L204 128H205V130L204 131H202V133H206L207 132V135L205 134V137H204V139H205V141L208 139V137L209 138H212L211 139V141L213 140V138L215 137H217V136H212V132H213V130L217 133V135L219 136V137H217L216 139L214 138V141H208V142H206V143H208L207 144V146L205 145L206 143H203V145H205V146H203V145H201L200 144V142H204V139L202 140V141H200V140H198L197 139V142H198V144H200L202 147H203V149H204V147L205 148H208V147H210V149L212 148H215V146H216V150L218 151V150H220V149H218V148H220V146H221V148H223V147H226L227 145L226 144H231L232 143V141H233V139L235 140L238 136H236V138L234 137V136H231V138H229V142H228V139H227V142L228 143H226L225 144V146H224V144H219V146L218 145H216L217 143H219L220 141H221V143L224 141H226V139H223V138H225V137H222L221 138V135L223 136V130H221V132L222 133H220L219 132V126L220 125H222V124H220L219 126H215V128H212V127H214V125H218V124H215V123H217V121H216V119L214 118V117H219V119L220 118H222V116H220V115H222L223 114V117H224V115H225V117L226 116H230V114H231V118L232 117H236L237 115V119L238 118H240V117H242V116H245V115H242V113L243 112H250V110L251 109H254V111L257 109V111L259 110V109H261V111L262 112H258L260 115L262 114L263 115V113H264V100L263 101H261L262 99H264V92H262V95H260V94H258V93H260V91H263L264 90V88L263 87H260V85L261 86H263L262 84L264 83V72L262 71V70H260L259 68H255V70H253V71H251V69H252V67L251 66H249V64L251 65V63L253 64V62H257V59H254V57H253V55L251 54V53H253L252 51H256V50H258V51H260V53H261V55H260V53L258 54L257 52H254V53H257L259 56H258V62L260 63V64H264V52L263 51H261V50H264V44L262 45V43H264L263 41H264V39L263 40H261L260 38H264V36L263 35H261V36H259V38H258V40L260 39V41H258V40H256L255 42H257V44H255V42H254V44H252L253 42L251 41H248V40H250L251 38H249V36L250 35H252V33H253V35L252 36H255V31L254 30H256L258 27H259V25H260V27H262V26H264V15L263 16H261L263 13H264V0L262 1L261 0V3L262 4H260V0H256L255 2H253L252 0H244L245 2H244V4L242 3V1L243 0H131ZM182 1V2H181ZM24 1H22V3H23ZM54 4L55 2H56V4L57 5H55L56 6V9H54L55 8V6L54 7H52V3ZM76 2H77V0H76ZM93 2V1H92ZM169 2V3H168ZM171 2H172V4H178V2H179V4L178 5H172L171 4ZM188 4H187V3ZM240 3V5H239V3ZM252 2V3H251ZM19 3V4H20ZM59 3V4H58ZM160 3V4H159ZM164 3V4H163ZM165 3H168V4H165ZM184 3V4H183ZM242 3V4H241ZM253 3H255V4H257V3H259L258 5H255V7H257L258 6V10H257V12H255V9H252V8H255V7H253ZM19 4L17 5V7L19 6ZM26 4V5H25ZM46 4V5H47ZM81 4H82V6H85V7H82L81 6ZM110 4H111V7H110ZM131 4H133V6L131 5ZM161 4H163V5H166V7L168 6L169 7V9L167 8L166 9V7H163V8H165L166 10H167V13L165 14V16H167L168 18H170V19H168V18H166V25H167V23H168V25H169V22H170V24H171V19H172V24L171 25H176V26H178L177 27V29H178V31H176L177 29H175V31H173V32H171V31H169V34H167V35H170L168 38L169 39H172L173 41L174 40H176L177 41V38H179L178 40H180V39H182L185 35H188L187 37L189 38L188 40L189 41H192L191 43V45L190 46H188L189 48H186V49H184L183 48V46H185L184 44L181 46L180 44H182V40H180L181 41V43L175 48V50H172L170 53H169V51H168V53H166L167 52V50H161L162 48H160V47H158V46H160L159 45V41L160 40H158L159 39V37H157V33H158V30L160 29V25L162 24L163 25V23H160V20L161 19H158V17H155V19H154V15L155 16H157L156 14H154V13H156L155 11L156 10H158L160 7L159 6H157V5H161ZM245 4H247V5H245ZM249 4V5H248ZM22 5V4H21ZM20 5V7L22 8V6ZM29 5V6H30ZM45 5V4H44ZM61 5V6H60ZM115 6V7H112V6ZM121 5H122V8H121ZM127 5H128V7H129V5H130V9H128V11H127V9H126V7H127ZM162 5V6H163ZM181 5V6H180ZM183 5L185 6V7H183ZM244 5V8H240V7H242ZM259 5H261V6H259ZM31 6L30 7H28V8H31ZM63 6V7H62ZM161 6V7H162ZM178 6H180V7H182L183 8V10H182V8H180V7H178ZM232 8H231V7ZM240 6V7H239ZM246 6V7H245ZM251 7V9H249L250 7ZM9 7V9L7 10V8ZM81 7V8H80ZM119 7V8H118ZM131 7H133L132 9H133V11H132V9H131ZM171 7H172V9H171ZM177 9H176V8ZM230 7V8H229ZM249 7V8H248ZM19 8V7H18ZM17 8V9H18ZM20 8V9H21ZM31 8V9H32ZM53 8V9H52ZM63 8V9H62ZM118 8V9H117ZM175 8V9H174ZM180 8V9H179ZM233 8H234V10H233ZM236 8V9H235ZM238 8H240L239 10H238ZM262 8V9H261ZM16 9V10H17ZM178 9L181 11V12H178ZM247 9H248V11H247ZM257 9V8H256ZM259 9H260V11H259ZM10 10V11H9ZM66 11H67V9H65ZM83 10V11H82ZM155 10V11H154ZM172 11V12H170V11ZM175 10H176V12L178 13H174L175 12ZM236 10V11H235ZM242 10H244V12L246 13V16H245V13L242 11ZM254 10V11H253ZM7 11L9 12V13H7ZM13 11V12H12ZM42 11V12H41ZM45 11H48V13L47 12H45ZM78 11H79V13H78ZM131 11V12H130ZM232 11V12H231ZM235 11V12H234ZM254 12L253 14H252V12ZM262 11V12H261ZM17 12H20V11H18L17 10ZM45 12V13H44ZM75 12V11H74ZM86 12H87V10H86ZM126 12H128V14H132L133 16H131V17H129L128 18V20H127V18L126 17H128V14L126 13ZM133 12V13H132ZM154 12V13H153ZM231 12V13H230ZM237 12H239L238 14H236ZM240 12H243V13H240ZM248 12V13H247ZM251 12V13H250ZM7 14V17L8 16H11L10 17V19H8L7 17H5L4 18V16H6V14ZM41 13V14H40ZM46 13H47V15H46ZM50 13V14H51ZM85 13V12H84ZM125 13V14H124ZM154 15H153V14ZM232 13H234V14H232ZM256 13V14H255ZM258 13V14H257ZM261 13V14H260ZM8 14H10V15H8ZM74 14V15H73ZM255 14V15H254ZM16 15V14H15ZM55 15V16H54ZM73 15V16H72ZM129 15V16H130ZM153 15V16H152ZM251 15H253V16H256V17H251ZM257 15H260V16H258V18H257ZM44 16H47V17H44ZM49 16V17H48ZM53 16H54V18H53ZM78 16V17H77ZM170 16V17H169ZM185 16H186V18H185ZM190 16V17H189ZM244 16V17H243ZM43 17H44V19H43ZM67 17V18H66ZM70 17H71V19H70ZM75 17V20L76 21H74L72 18H74ZM151 17H153V18H151ZM177 17V18H176ZM193 17V18H192ZM238 17V18H237ZM260 17V18H259ZM263 17V19H261ZM19 18V19H18ZM51 18V19H50ZM59 18V19H58ZM134 18H136V19H134ZM250 18L251 20H248V19ZM255 18H257V19H255ZM3 19V20H2ZM4 19H5V22H2V21H4ZM8 19V20H7ZM43 20V21H40V20ZM64 19V20H63ZM77 19H78V21H77ZM157 19H158V21H157ZM169 21H168V20ZM190 19H192V21L189 20ZM243 19V20H242ZM253 19V20H252ZM254 19H255V21L256 20H258L260 23H263V25L262 24H258V21H256L255 23H254ZM261 19V20H260ZM2 20V21H1ZM17 20V21H16ZM27 20V21H26ZM48 20H50L49 22H47ZM57 20V21H56ZM66 20V21H65ZM120 20V19H119ZM124 20H125V22H126V24L124 23ZM127 20V21H126ZM130 20V22H128ZM131 20L133 21V20H136L135 22H136V28H137V30H138V28L140 29V31L139 32H137V30L135 29V24L132 22V24H134L133 25V27H132V25L131 24H129V23H131ZM182 20V21H181ZM194 20H195V23H194ZM239 20H240V22L243 24V25H241V23L239 22ZM13 21V22H12ZM36 21V22H37ZM54 21H56L57 23H55ZM61 21H64V22H61ZM68 21H70L69 22V24H68ZM74 21V23H76V24H72V26H70L71 25V23ZM122 21H123V23H122ZM162 21V20H161ZM184 21H185V23H191V25H188V24H185L184 23ZM189 21V22H188ZM244 21H245V23H244ZM248 21V22H247ZM253 21V22H252ZM261 21H263V22H261ZM11 22V23H10ZM43 22H45L46 24L44 25L43 24ZM59 22V23H58ZM238 22V23H237ZM250 22H252V23H250ZM52 23V25H50ZM55 23V24H54ZM176 23H178V25L176 24ZM180 23H181V25H180ZM184 23V24H183ZM193 23V24H192ZM248 23H250V25L251 26H249V24ZM257 23V24H256ZM120 26H119V25ZM124 26H123V25ZM138 24H140V25H138ZM158 24H160L159 26H158ZM236 24V25H235ZM237 24H240V25H237ZM35 27H34V26ZM63 25V26H62ZM180 25V26H179ZM184 25V26H183ZM187 25H188V27H187ZM246 25V26H245ZM247 25H248V27H247ZM255 25V26H254ZM257 25H258V27H257ZM43 26H45V27H43ZM50 28H49V27ZM79 26V25H78ZM129 26H131V27H129ZM157 26V27H156ZM164 27H165V24L163 25ZM162 26V27H163ZM175 26V27H176ZM186 26V27H185ZM190 26V27H189ZM193 26V27H192ZM230 26V27H229ZM240 26H242V27H240ZM244 26V27H243ZM252 26H254V27H252ZM37 27V28H36ZM42 27V28H41ZM118 27H120V28H118ZM159 27V28H158ZM161 27V28H162ZM192 27V28H191ZM229 27V28H228ZM237 27H239V29H241V30H238V28ZM254 28L253 30H250V28ZM256 27V28H255ZM5 28V29H4ZM33 28H36V29H33ZM64 28V29H63ZM68 28V30H66ZM70 28H71V30H70ZM121 28H122V30H121ZM130 28H131V30H130ZM135 30H134V29ZM244 28H246L247 30H245ZM31 29H32V31H31ZM50 29V30H49ZM60 29V30H59ZM76 29H79V27H77ZM75 29V30H76ZM116 29V30H115ZM157 29V30H156ZM188 29V30H187ZM234 29V30H233ZM11 30L14 32H11ZM28 30V31H27ZM49 30V31H48ZM59 30V31H58ZM111 30V29H110ZM109 30V31H110ZM117 30V31H118ZM130 30V31H129ZM180 30V31H179ZM183 30V32H181ZM223 30H225V31H223ZM236 30H238V32L237 33H235L236 32ZM242 30H244L245 31V34H244V31H242ZM250 30V31H249ZM5 31V32H4ZM23 31V32H22ZM61 31H63V32H61ZM65 31V32H64ZM68 31V32H67ZM78 31V30H77ZM76 31V32H77ZM108 31V33L109 34H111V33H113V31H110L109 32ZM133 31H136L135 33L133 32ZM190 31V32H189ZM233 31H234V33H233ZM240 31H241V33H240ZM248 31V32H247ZM3 32V33H2ZM9 32H11V34L9 33ZM19 32H20V34L22 33V38L23 39H21V38H17V37H21L20 36V34H19ZM30 32H31V34H30ZM50 32L53 34V36H52V34H50ZM56 32V33H55ZM60 32V33H59ZM67 32V33H66ZM171 32V33H170ZM7 33H9V34H7ZM13 33V34H12ZM25 35H24V34ZM27 33V34H26ZM36 33V34H35ZM64 34V36H63V34ZM70 35H69V34ZM130 33H132V34H130ZM136 33H138V34H136ZM166 33H168V31L166 32ZM184 33H186V34H184V36H183V34ZM188 33V34H187ZM230 34V33H232V34H230V35H228V34ZM239 33V34H238ZM247 33H249V35H247ZM251 33V34H250ZM2 34H5V35H8V37H9V35L11 36V38H8V37H4ZM14 34H18V36L16 37V35H14ZM35 34V36H36V38H40L41 39V41L40 42H38V39L36 40V38H34L33 37V39H35V40H32V37H31V35H34ZM39 34H40V36L42 37H39ZM65 34H68V36L67 35H65ZM238 34V35H237ZM2 35V36H1ZM13 35V36H12ZM27 35H29V36H27ZM49 35V36H48ZM50 35H51V37H50ZM61 35V36H60ZM74 34H72L71 36H73ZM112 35V34H111ZM129 35V36H128ZM133 35H134V37H133ZM228 35V36H227ZM232 35V37L233 36H235L236 37V39H234L235 37H230ZM239 35H241V36H243V35H247V36H245L244 38H246L245 39V41H244V38L243 39H241L242 37L241 36H239ZM14 36H15V38H14ZM24 36V37H23ZM27 38H26V37ZM138 36V37H137ZM157 38H156V37ZM183 36V37H182ZM227 36V37H226ZM257 36V35H256ZM255 36V37H256ZM3 37L4 38H8V39H10L11 41L13 40L14 41V39H18L20 42L22 41V44L21 43H18L19 41L17 40V42L16 41H14V42H8V40L7 39H3ZM48 37V38H47ZM58 39H57V38ZM60 37H63L62 39L64 40L65 39V37H66V39H67V41H66V39L64 40V41H60ZM229 37H230V39L231 40H229ZM237 37H239V38H237ZM248 37V38H247ZM14 38V39H13ZM27 39V41H26V39ZM28 38H30V40L28 39ZM43 38H44V40H43ZM225 38V39H224ZM254 38V37H253ZM3 39V41H1ZM47 39V40H46ZM51 41H50V40ZM191 39V40H190ZM234 41H233V40ZM241 39V40H240ZM5 40V41H4ZM23 40H25V41H23ZM49 40V41H48ZM56 40L58 41V42H56ZM243 40V41H242ZM30 41V42H29ZM47 41V42H46ZM221 43H220V42ZM230 41H233L232 43L233 44H231L230 43ZM238 41V42H237ZM262 41V42H261ZM24 42H26V43H29L30 45L31 44H33V45H35V43L37 42L38 44L37 45H35V46H33V45H24L25 43ZM47 43L48 44V46H47V44H44V43ZM178 42V41H177ZM241 42H242V44H241ZM245 42V43H244ZM247 42V43H246ZM250 42V43H249ZM3 43V44H2ZM8 44V45H6V44ZM10 43V44H9ZM14 43V44H13ZM196 43H197V45H196ZM239 43V45H243L242 47L241 46H237V44ZM261 43V44H260ZM54 44H55V46H54ZM157 44V45H156ZM193 44H195L194 46H192ZM201 44V48H200V45ZM215 44H217V45H215ZM219 44V45H218ZM228 44H231V45H229L228 46ZM236 44V45H235ZM251 45V46H248V47H251L252 49H249L248 47H245L246 49H248L247 50V52H248V54L246 53V49L244 48V46H246V45ZM15 45L16 46H18V47H15ZM42 45H43V48H42ZM50 45V46H49ZM60 45V44H59ZM58 45V46H59ZM62 45H64V44H62ZM124 45V44H123ZM203 45V46H202ZM205 45V46H204ZM254 45V46H253ZM261 45V46H260ZM6 46V47H5ZM8 46V47H7ZM39 47V51L37 50L36 52H37V55L34 53V51L36 50V49H38V47ZM51 46H53V47H51ZM61 46V45H60ZM191 46H192V49H191ZM259 46V47H258ZM1 47H2V49H1ZM35 48V49H32V54H30V49L31 48ZM202 47H205L204 49L202 48ZM220 47V48H219ZM226 47V48H225ZM229 47V48H228ZM232 47V48H231ZM233 47H234V49H233ZM254 47V48H253ZM262 47V49H260ZM12 50H11V49ZM13 48H15L14 50H13ZM19 48V49H18ZM23 47H21V49H22ZM49 48H51V49H49ZM53 48V49H52ZM160 48V49H159ZM241 49L242 50V48L243 49H245V52H244V50H243V52L242 51H239V49ZM24 49V48H23ZM42 49V50H41ZM200 49H203V51L202 50H200ZM216 49V50H215ZM221 49H223L222 51H223V53H222V51H221ZM11 50V51H10ZM161 50V51H160ZM184 50H185V52H184ZM192 50H195V51H192ZM213 50V51H212ZM229 50V51H228ZM186 51H190L189 53L192 55V56H190V57H188V56H186L185 55V53H186ZM226 51H227V53H226ZM231 51V52H230ZM51 52H50V54H51ZM201 52V53H200ZM225 52V53H224ZM263 52V53H262ZM188 53V52H187ZM194 55H193V54ZM241 53L242 54H245L246 53V55H241ZM5 54H6V57L10 60H12L13 59V61L11 62H9L6 58H5ZM53 54V53H52ZM164 54V55H163ZM165 54H166V58H167V56H168V62H169V65H167L168 64V62H163V61H160L161 59L160 58H165ZM169 54V55H168ZM172 54V55H171ZM174 54V55H173ZM195 54H196V56H195ZM198 54V55H197ZM200 54H201V56H200ZM251 54V55H250ZM263 54V55H262ZM29 55V56H28ZM31 55H33V56H31ZM36 55V56H35ZM188 55V54H187ZM48 56V57H47ZM162 56V57H161ZM199 56L200 57H202V56H205V58L204 57H202L206 62H204V60H202L201 58L198 60V58H199ZM225 56V57H224ZM230 58H229V57ZM231 56H232V58H233V60L231 59ZM235 58H234V57ZM243 56V57H242ZM245 56H247V58L245 57ZM248 56H251L252 57V59H251V57H248ZM255 56V55H254ZM30 57H32L31 58V60H29L30 59ZM33 57H35V59L33 58ZM185 57H187V58H190V59H185ZM191 57H195V58H191ZM257 57V56H256ZM261 57H262V59H261ZM1 58L4 60H7V62H9L11 65H8L9 63H5V61H3V60H1ZM52 59H53V57H51ZM50 58V59H51ZM169 58H170V61H169ZM197 58V59H196ZM218 58H220V59H218ZM225 58V59H224ZM244 58H246L245 60L247 61V62H250V63H247L245 60H244ZM29 60V61H27V60ZM155 59H159V62L158 63H156V64H160L161 66H160V68H159V66L158 65H156L157 66V68H156V66L155 65H152V64H154L155 63ZM176 61H175V60ZM196 59V60H195ZM223 61H222V60ZM240 59H242V61H240ZM251 59V61H249ZM263 61H261V60ZM20 60L21 61H23L24 60V62L26 61V64L24 63V62H20ZM151 60H154V63H152L153 61H151ZM188 60H190L188 63L189 64H191V65H189L188 66V63H187V61ZM201 60L203 61V62H201ZM230 60V61H229ZM254 60V61H253ZM48 61V62H47ZM54 61V60H53ZM158 61V60H157ZM167 61V60H166ZM172 61V62H171ZM174 61V62H173ZM197 62V64H196V62ZM200 61V62H199ZM222 62V64L225 62V63H228V64H223V65H220V63ZM239 61V62H238ZM244 61V62H243ZM262 63H261V62ZM14 62V63H13ZM20 64V66L22 67V69H20V70H18L19 69V65H18V63ZM56 61H54V63H55ZM123 62V61H122ZM162 62V63H161ZM191 62H193V63H191ZM199 62V63H198ZM232 62H233V64H234V66H235V68H234V66H233V64H232ZM236 62V63H235ZM243 62V64L244 65H246V66H248V67H250L249 68V71H250V73L247 71V72H245V71H243V70H247V68H244L245 66L243 65V64H241ZM3 63H5L6 65H8V66H3ZM17 63V64H16ZM46 63H48V64H46ZM53 63V62H52ZM54 63H53V65H54ZM152 63V64H151ZM163 63H165V65L163 64ZM204 63H205V65L206 66H208V67H210V69L208 68V67H206L205 65H204ZM231 63V64H230ZM15 64V68L16 67H18V69L16 70V69H14V66H12V65H14ZM30 64V65H29ZM56 64V63H55ZM162 64H163V66H162ZM237 66H236V65ZM242 65V66H244V67H242V66H240L242 69H240V67L238 66V65ZM16 65H18V66H16ZM45 65H46V67H45ZM53 65H51V67L53 66ZM181 67H180V66ZM218 65H219V67H223V69L222 68H218ZM228 65V66H227ZM49 66H48V68H49ZM55 66V65H54ZM122 66H123V70H124V68H125V70H124V72H123V70L121 69L122 68ZM154 68V72H156L157 74L160 72V78L159 77H156V79H153L152 78V75H154V74H150V73H152V71H153V68ZM189 67V70H190V72H188L189 70H187L188 69V67ZM230 66V67H229ZM253 66V65H252ZM263 66V65H262ZM11 67H13V68H11ZM95 67V66H94ZM94 67H92V69H93V71H92V69H91V71H90V73H87L88 75H86V76H89V77H91L92 78V76L95 78V77H97V75L95 74V73H102L103 74V72L102 71H105L104 69H102L101 68V70L102 71H100L99 69H100V67H95V69H94ZM121 67V68H120ZM132 67H133V69H134V71H135V73H136V76H134V78H130L129 77V75H128V73H129V71L132 69ZM149 67V68H148ZM150 67H151V69H150ZM167 67V68H166ZM168 67H170V68H168ZM180 67V68H179ZM185 67H187V69H185ZM226 67V68H225ZM231 67H233L232 69L233 70H231L230 68ZM71 68V67H70ZM69 68V69H70ZM118 68V69H117ZM159 68V69H158ZM52 70H53V68H51ZM54 69H55V67H54ZM120 69H121V71L123 72V73H119L118 71H120ZM155 69H156V71H155ZM158 69V70H157ZM163 69H165V70H163ZM182 69V70H181ZM183 69H185L184 71H183ZM219 69V70H218ZM225 69V70H224ZM230 69V70H229ZM235 69V70H234ZM238 69H239V71H238ZM13 70H14V72H13ZM49 70V71H48ZM96 70V71H95ZM127 70V71H126ZM160 70H162V72L160 71ZM167 70V71H166ZM171 70V71H170ZM181 70V71H180ZM19 71V72H18ZM47 71V72H46ZM70 71H72L73 72V69L71 70L70 69ZM95 71V72H94ZM98 71V72H97ZM166 71V73H164ZM185 71H187V73L188 74H190L191 73V75H185L186 74V72ZM225 71H227V72H225ZM228 71H230V72H228ZM255 71V72H254ZM260 71H262L261 73H260ZM12 72V73H11ZM33 72V73H32ZM43 72H42V78L44 79V77H43V75L45 74H43ZM69 72V71H68ZM68 72H67V74H68ZM71 72V73H72ZM94 72V73H93ZM127 72V73H126ZM172 72V73H171ZM175 72V73H174ZM180 72H182V73H184L185 72V74H183V77H182V73H180ZM219 72H221V73H219ZM223 72V73H222ZM234 72V73H233ZM239 72V73H238ZM242 72V73H241ZM245 72V73H244ZM10 74V76L8 77V75ZM14 73V74H13ZM32 73V74H31ZM40 73V74H39ZM77 73V72H76ZM76 73H75V75H76ZM124 73H125V75H124ZM155 73V74H156ZM169 73V74H168ZM215 73H217V74H215ZM228 75H227V74ZM229 73H232V74H229ZM246 73H247V75L249 76H247L246 75ZM13 74V75H12ZM34 74V75H33ZM47 74H45L44 76L45 77H47L49 80H50V77L52 76H50V77H48V76H46ZM90 74V75H89ZM93 74H95V75H93ZM165 74V76H162V75H164ZM167 74V75H166ZM174 74V75H173ZM177 74H179V76L177 77ZM235 74V75H234ZM245 74V75H244ZM250 74H251V76H250ZM258 74H259V76H258ZM263 76H261V75ZM30 75H33L37 80H35V78H33L32 76L29 78V76ZM69 75H70V73H69ZM68 75V78L69 77H72V74H71V76H69ZM83 75V74H82ZM82 75H76V77H77V79L76 78H74V77H72V78H74L75 80L74 81H77V80H80V81H77V82H81V81H83V80H81L82 78H83V76ZM127 75V76H126ZM169 75V76H168ZM222 75V77L224 78L223 79V81L224 80H226V81H224L225 82V86H224V82L223 81H221L220 80V77H216V76H221ZM230 75H232V77H231V79H233V82L231 83L230 81H232V80H230L229 82H228V79L227 78H230L229 76ZM253 75H255V76H257V77H259V78H256V77H254ZM15 76V77H16ZM22 75L20 74V77H21ZM27 76H28V78H27ZM64 76V77H63ZM151 76V77H150ZM168 76V77H167ZM186 76V77H185ZM190 76V77H189ZM191 76H193V79L194 78H197V79H199V80H197V79H192L191 78ZM225 76V77H224ZM243 76V77H242ZM248 78H247V77ZM9 79H8V78ZM81 77V78H80ZM161 77H162V79H161ZM182 77V78H181ZM186 78V80H185V78ZM188 77H189V79H188ZM215 77V78H214ZM241 77H242V79H241ZM244 77H246V78H244ZM13 78V79H12ZM31 78H33V79H31ZM64 78V79H63ZM26 79L27 81H28V79L31 81H36L37 83H38V81H39V83L38 84H36V85H38V89L37 90H40V92L42 91L41 90V88H43V90H44V92H42L41 93V97H39L38 95L40 94V92H38V91H36V89H34V83H33V85H31L30 83V85L27 83L26 85H27V87L26 86H24L25 84H24V80ZM46 79V78H45ZM47 79V80H48ZM62 79H63V83L64 82H66L65 83V85H66V87L64 88V84L62 83H60V82H62ZM70 80H71V78H69ZM84 79H86L85 78V76H84ZM217 79V80H216ZM244 79V80H243ZM248 79V80H247ZM256 79V80H255ZM73 80V79H72ZM178 80V81H177ZM181 80H183V82L181 81ZM197 80V81H196ZM214 80H216L215 82H214ZM252 80V81H251ZM51 81V80H50ZM73 81V82H74ZM102 81V80H101ZM176 81V82H175ZM192 81H195V82H193L192 83ZM217 81H219V83H217ZM246 81H249L248 82V84H247V82ZM259 81V82H258ZM261 81V82H260ZM263 81V82H262ZM52 82V81H51ZM71 82V81H70ZM76 82V84H78V85H80V87L79 86H75V87H78V89L76 88V90H81L82 89V86H81V84H79V83H77ZM187 84H186V83ZM191 82V85L189 84ZM198 82V83H197ZM246 84H245V83ZM250 82H252V83H250ZM7 83V84H6ZM25 83H26V81H25ZM53 83V82H52ZM75 83V82H74ZM103 83V82H102ZM101 83V84H102ZM178 83V84H177ZM180 83H183V84H180ZM194 83H197L198 85L197 86H199V88L194 84ZM216 83V84H215ZM220 83H222V85H220ZM258 83H260V85L258 84ZM13 84V85H12ZM174 84H175V88H174ZM186 84V85H185ZM193 86V87H191V89L190 88H188V89H190V91H188V93H186V95L187 96H189V100H187L188 99V97L186 96V97H184V96H181L184 100H182V98L180 97V95L179 96H177V93H176V88H177V90H179L180 88L179 87H184V86ZM194 84V85H193ZM215 84V85H214ZM217 84H218V86H222L221 88L220 87H218L217 86ZM229 86H228V85ZM232 84H233V86H232ZM234 84H235V86H234ZM255 84H257V85H259V86H257L258 88L260 87L261 88V90H259V92H258V90H257V88H255ZM16 85V86H15ZM29 85V86H28ZM39 85H41V86H43V87H41L40 86V88H39ZM70 85V84H69ZM173 85V86H172ZM215 87H214V86ZM247 86V89L249 90L250 88V90H249V92H248V90L245 88L246 86ZM251 85V86H250ZM14 86V87H13ZM30 86H33V87H30ZM48 86V85H47ZM177 86V87H176ZM189 86V87H190ZM243 86H245V87H243ZM253 86V87H252ZM13 87V88H12ZM22 87V88H21ZM64 88L63 90L61 89V88ZM195 87H197V88H195ZM217 87V88H216ZM231 87V88H230ZM250 87V88H249ZM25 88H27V89H25ZM29 88V89H28ZM33 88V89H32ZM36 88V87H35ZM46 88H48V87H46ZM187 88V87H186ZM195 88V89H194ZM228 88H229V90H228ZM238 89V90H235V89ZM254 88V90H252ZM72 89H73V87H72ZM182 89V88H181ZM199 91H198V90ZM230 89H232V91L234 90V91H236L234 94L235 95H237L238 94V100L236 99L237 97L236 96H234V95H232L231 93H229L230 92ZM246 89V90H245ZM263 89V90H262ZM15 90H17V91H15ZM33 90H34V92H35V94H34V92H33ZM53 90V89H52ZM55 90V91H56ZM61 90V91H60ZM71 90V89H70ZM70 90L68 91L69 93H70ZM111 90V91H110ZM161 90V91H160ZM175 91V93H174V91ZM201 90V91H200ZM224 90H226V91H224ZM255 91V92H250V91ZM256 90H257V92H256ZM22 91V92H21ZM54 90H53V96H54V94H56L57 93V91L55 92ZM74 91H75V89H74ZM77 91V92H78ZM82 91H84V90H82ZM218 91H219V93H220V96L218 95L219 93H218ZM231 91V92H232ZM240 91V92H239ZM7 92H9V93H7ZM18 92V93H17ZM30 92H32L31 94H29ZM55 92V93H54ZM72 92V91H71ZM81 92V91H80ZM87 92V93H86ZM200 92V93H199ZM238 92V93H237ZM11 93H12V95H11ZM63 93V92H62ZM74 93L75 94H77L76 93V91L75 92H73V95H74ZM164 93V94H163ZM214 93V94H213ZM247 93L250 95V96H248L247 95ZM13 94H14V96H13ZM17 94H19V95H17ZM34 94V95H33ZM36 94H37V96L39 97V100H37L36 101V99H38L37 98V96H36ZM58 94V93H57ZM71 95H72V93H70ZM81 94V95H82ZM89 94V95H88ZM163 94V95H162ZM175 94H176V96H175ZM203 94V95H202ZM213 94V95H212ZM223 96H222V95ZM245 94H246V96H245ZM4 97H3V96ZM6 95H8V96H6ZM12 97H11V96ZM32 95V96H31ZM72 95V96H73ZM80 95V96H81ZM164 95H167L168 97H164ZM204 96V98H206V99H202V96ZM217 95V99L214 97H212V96H216ZM230 95H232V96H234L235 97V99L238 101V102H234V103H232L233 101L232 100H234V99H230V98H234V97H232V96H230ZM252 95H253V97H252ZM23 96V100H22V97ZM46 96V97H45ZM56 96V95H55ZM254 96H256V97H258L259 98V96H260V98L258 99V101L257 102H259L258 104L259 105H256L257 103H256V100H255V98L256 97H254ZM261 96H262V98H261ZM2 97V98H1ZM7 97V98H6ZM10 98V101H8L9 100V98ZM25 97H26V99H25ZM32 98L33 100H34V106H32V104L30 105V100H32V99H28V98ZM42 97H44V98H46V99H48V103H46L47 102V100L45 99V101H44V103H46V104H50L51 103V101H52V104H50L49 105V107L51 106H53L54 105V108L56 109L55 110V112H53V110H54V108L52 109V108H50V110H52V112H49L48 110H49V108H48V105H47V108H45V109H48L47 111L50 113H47V111L44 109V111L46 112V117L44 116L45 115V112H43L44 113V115H43V113L42 114H40L41 116H38V118L37 119H32L33 118V115L31 116V113H32V111L35 109L34 107L37 105V104H39V107H40V105L42 106V107H44V105L45 104H42V103H40L41 101L40 100H44ZM88 97H89V103H88ZM91 97V98H90ZM178 97V98H177ZM196 97V98H195ZM221 97H222V100H219V99H221ZM229 97V98H228ZM251 97V98H250ZM3 98H5V99H3ZM11 98H12V100H11ZM20 98V99H19ZM56 98V97H55ZM92 98L94 99V100H92ZM192 98H195V100L194 101H192ZM247 98L249 99H251V100H247ZM57 99V98H56ZM57 99V100H58ZM74 99V100H73ZM78 99H80V101H82V103H83V100H84V104L85 103H88V105L87 104H85L87 107H86V109H87V112H86V110L85 109H83L84 107H85V105L83 104V107H82V105L81 104H74L75 102H77V100ZM83 99V100H82ZM191 99V100H190ZM210 99H212V100H210ZM253 99L255 100V101H253ZM7 100V102H5ZM16 100V101H15ZM28 100H29V102H28ZM32 100V101H33ZM63 100V101H64ZM67 100H66V103H67ZM92 100V101H91ZM179 100V101H178ZM202 100V101H201ZM207 102H206V101ZM213 100H217L216 102H214V103H209V108L211 107V109H215V110H211V111H209L210 109L207 107V104L205 105V104H203L204 102L205 103H208V102H213ZM239 100H241V101H239ZM247 100V101H246ZM13 101V102H12ZM35 101L37 102V103H35ZM53 101H54V103L56 104H54L53 103ZM72 101H73V103H72ZM80 101H78L79 103H81ZM220 101L222 102V106H223V108L221 109V107H220V109L219 110H221V113L219 114V111H218V108H219V103H220ZM235 101V100H234ZM243 101V102H242ZM252 102L253 101V104H254V102H255V104H254V106L256 105V106H260V108L259 107H257V108H255L254 106L252 107V103H250L249 105H247V103L248 102ZM4 102H5V104H4ZM8 102H12L13 103V105L12 104H10V105H8ZM15 102H17V103H19V102H22V103H20V104H18V106H17V103L15 104L16 105V109L14 110V108L12 109V106H14L15 107V105H14V103ZM39 102V103H38ZM43 102V101H42ZM59 102V101H58ZM65 102V101H64ZM93 102V103H92ZM96 102V103H95ZM188 102H185V103H188ZM194 102V103H193ZM195 102H197L196 104H195ZM198 102H200L201 103V106H199L198 105ZM240 102H242V103H244L243 105H247V107H250L249 108V111H247V110H245L246 109V107H245V109L243 108V107H241L240 109H238L239 107L238 106H240ZM7 103V104H6ZM66 103H63V104H66ZM94 103H95V105H94ZM177 103V104H176ZM192 103L194 104L193 106H192ZM217 103H218V105H217ZM57 104H59L58 106H57ZM98 104V105H99ZM174 104H176V105H174ZM182 104H184V102L182 103ZM210 104H211V106H210ZM214 104H216L215 106H214ZM223 104H225V105H223ZM25 105V106H24ZM27 105V106H26ZM81 105V106H80ZM112 105V104H111ZM185 105V104H184ZM185 105V106H186ZM198 105V107H199V109H197V106ZM213 105V106H212ZM220 105V106H221ZM1 106V104H0V107H2ZM10 106V107H9ZM28 106H30L29 107V109L31 108V107H33V108H31V113H30V110L27 108ZM63 107H65L64 105H62ZM78 106H80V107H78ZM89 106H91V107H89ZM168 106V107H167ZM204 108H203V107ZM218 106V108H216ZM231 106H233V110H232V108H231ZM237 107L236 109H238V110H243V112L241 113V111H238V110H234L235 109V107ZM18 107V108H17ZM37 108V106H36V109H42L41 107L40 108ZM46 107V106H45ZM78 107V108H77ZM88 107L89 108H91V112L90 111H88ZM104 107V106H103ZM104 107V108H105ZM117 107V108H118ZM128 107V108H127ZM201 107V108H200ZM80 108H82V112H81V109ZM111 108V107H110ZM196 108V109H195ZM203 108V109H202ZM208 108V111L206 110ZM243 108V109H242ZM18 109V110H17ZM35 109V110H36ZM58 109V110H57ZM78 109V110H77ZM96 110L97 109H100V108H98V106H97V108H95ZM173 109V108H172ZM173 109V110H174ZM201 109V110H200ZM216 109H217V113L215 114L214 112L212 113V111H216ZM232 111H231V110ZM0 110H2L1 108H0ZM7 110V111H6ZM10 110V109H9ZM23 110V109H22ZM23 110V111H24ZM76 110V111H75ZM83 110H84V114H83ZM110 110H112V108L110 109ZM202 110H205V111H202ZM14 111H16V112H14ZM29 111V112H28ZM39 111V110H38ZM56 111H57V113H56ZM77 111H79V112H77ZM93 111H94V113H93ZM197 111V112H196ZM202 111V112H201ZM231 113H230V112ZM234 111V112H233ZM236 111H238V112H236ZM254 111H252L251 110V112H254ZM260 111V110H259ZM2 112H3V110H2ZM1 111H0V113H2ZM62 112V111H61ZM193 112H196V113H194V115H193ZM198 112H201L200 114L198 113ZM234 113V115H233V113ZM235 112H236V114H235ZM240 112V113H239ZM6 113H2V115L1 116H5V114ZM11 113V114H10ZM17 113H19V112H17ZM33 113H34V111H33ZM40 113V112H39ZM55 113H56V115L57 114H59V115H57L58 116V118L59 117H61L62 118V116H60V115H63V120H59V119H57V120H54V118L56 119L57 117H56V115H55ZM75 113H77L78 114V119H81V120H79V122H76L78 119H77V114H75ZM82 113V114H81ZM87 113H89V114H87ZM102 113H104V114H102ZM168 113V112H167ZM230 113V114H229ZM239 113V114H238ZM255 113H257L256 111H255ZM4 114V115H3ZM51 115V116H49V115ZM52 114L54 115V116H52ZM65 114V115H64ZM75 114V115H74ZM81 114V115H80ZM174 114V113H173ZM195 114H197L196 116H195ZM243 114H245V113H243ZM249 114H251V113H249ZM7 115V114H6ZM13 115H12V117H13ZM82 115L84 116V121L82 122ZM240 115H242V116H240ZM252 115V117H253V114H251ZM255 115V114H254ZM16 116V115H15ZM14 116V117H15ZM42 116H43V120H42ZM65 116H67V117H65ZM76 116V118H74ZM88 116H90L89 118L90 119H88ZM91 116H94V118L93 117H91ZM99 116H100V118H99ZM178 116V115H177ZM194 116V117H193ZM210 116L212 117V118H210ZM240 116V117H239ZM258 116V115H257ZM11 117V118H12ZM32 117V118H31ZM51 117V118H50ZM52 117H53V119H52ZM65 117V118H64ZM87 117V118H86ZM192 117H193V119H192ZM216 117V118H217ZM224 117V118H225ZM230 117H228V118H230ZM260 117V116H259ZM44 118H47L46 120H44ZM48 118L50 119L49 121H50V125H51V123L53 124V126L55 127L56 126V124L58 125L57 127H55V130L53 129V126H51L50 127V129H49V127L47 126V125H49V122H47V120H48ZM68 118V122H67V120H65L64 121V119H67ZM88 119V120H86V119ZM92 118V119H91ZM96 118V119H95ZM194 118H196V120H197V124H196V121H195V119ZM212 119V120H214L215 119V121H213L214 122V124L212 125V121L211 120H209L210 122V124L212 125V127H211V125H210V128L211 129H213V130H211L210 128V130L208 129V123H207V121L208 120H206V119ZM214 118V119H213ZM227 118V117H226ZM236 118H232L231 120V123H233V125H235V121H233V120H235ZM243 118V117H242ZM241 118V119H242ZM245 118V117H244ZM247 118L249 119L250 117H248L247 116ZM247 118H246V121L245 122H247ZM0 119H1V117H0ZM73 119V120H72ZM75 119H77L76 121H75ZM95 119V120H94ZM180 120L179 122L177 121V120ZM218 119V122L220 121ZM254 119V118H253ZM255 119H258V118H256L255 117ZM254 119V120H255ZM260 119V118H259ZM11 120V119H10ZM51 120H54L55 122L53 123V121L51 122ZM71 120V121H70ZM169 120V121H170ZM200 120V121H199ZM222 120H225V119H223L222 118ZM261 120V119H260ZM46 121V123H44ZM74 121H75V123H74ZM171 121V122H172ZM174 121V122H175ZM190 121V122H189ZM191 121H194L193 123L194 124H196L194 127H195V130L197 131L198 130V128L196 127L197 125H199V126H201L202 125V128L203 129H201V128H199V130L197 131V132H194L191 128L193 127L191 124H193ZM229 121V119H227V122ZM239 121V120H238ZM242 121V120H241ZM250 121H253V120H250ZM62 122V125H64V126H68L69 127V125H71V123L69 124V125H66V124H64ZM82 122V123H81ZM92 122H90L89 124L90 125H92ZM167 122V123H166ZM189 122V123H188ZM199 122H201L202 124L200 125L199 124ZM240 122V121H239ZM248 122H249V120H248ZM263 122V121H262ZM5 123H6V125H5ZM48 123V124H47ZM56 123V124H55ZM59 123V124H58ZM81 123V124H80ZM220 123V122H219ZM222 123V122H221ZM230 123V122H229ZM241 123H243V122H241ZM251 123V122H250ZM15 126V127H12L13 125ZM26 124V125H25ZM42 124H43V127H44V129H41L42 128ZM55 124V125H54ZM131 124V125H130ZM136 124V125H137ZM193 124V125H194ZM203 124L204 125H206L207 124V129H206V127L204 126L203 127ZM239 124V123H238ZM245 124H247V123H245ZM252 125H253V127H255L256 128V124H255V126H254V124L253 123H251ZM262 124V123H261ZM1 125V124H0ZM2 125H1V127H2ZM17 125V126H16ZM20 125V126H19ZM49 125V126H50ZM61 125V124H60ZM81 125V126H80ZM133 125H134V123H133ZM186 125V126H187ZM225 125L227 126V128L229 127V129H227V130H231L230 129V125H232V124H228V123H226V124H224V125H222V127H224L225 128ZM236 125H237V120H236ZM235 125V126H236ZM240 125H243V124H240ZM239 125V128L241 127ZM263 125V124H262ZM19 126V128H17ZM21 126H24L23 128L21 127ZM32 126L34 127L33 128V130H32ZM36 126H39V127H36ZM88 126V127H87ZM235 126H233V128L236 130L237 129V126L235 127ZM245 126V125H244ZM5 127V128H6ZM63 127V126H62ZM80 127V128H79ZM221 127V126H220ZM221 127V128H222ZM246 127V126H245ZM245 127H244V129H245ZM250 127H252L251 125L250 126H248V128H249V132H251V131H253L252 129H250ZM261 127H263V126H261ZM4 128V129H5ZM9 128V129H10ZM20 128H22L21 129V131L19 130ZM129 128V129H128ZM131 128V129H130ZM197 128V129H196ZM219 128V129H218ZM232 128V130L231 131H233L232 133H235V131H234V129ZM242 128V127H241ZM258 128V127H257ZM1 129V128H0ZM3 129V128H2ZM9 129H7V130H9ZM18 130V132H17V130ZM25 129V130H24ZM34 129H35V131H34ZM37 129V130H36ZM90 129V128H89ZM188 129H191L190 131L188 130ZM201 129V130H200ZM226 129V128H225ZM247 129V128H246ZM245 129V130H246ZM88 130V129H87ZM106 129H105V132L107 131ZM238 130V129H237ZM32 131H33V133H32ZM41 131V132H42ZM52 131H50L51 133H49L47 130H45V132H46V134H47V132L49 133V134H47V135H45L44 133L45 132H43V133H41V135L42 134H44V138H46V136H47V139H51L52 137H54L53 135H55V133H53ZM58 131V130H57ZM88 131H91V130H88ZM129 131V132H130ZM206 131V132H205ZM211 131V132H210ZM243 131V130H242ZM248 131V129L246 130V132ZM257 130H255V132H256ZM10 132V131H9ZM12 132V133H13ZM129 132H127V134L129 133ZM146 132V133H145ZM180 132V131H179ZM176 132V131H173V132H168L166 135H165V139L163 140V142H161V143H159L160 145L161 144H164V145H162V148H164L165 149V151L167 150L168 151V149H166V148H169V147H166L167 145V142H168V140H169V142H171L170 141V139H169V137L170 138H172V136L174 135V139H180L182 136H184V134L182 135V133L180 132ZM199 132V133H198ZM209 132L211 133V136L212 137H210L208 134H209ZM227 131H224V133H226ZM238 132H240L241 133V131L239 130ZM245 132V131H244ZM254 132V131H253ZM252 132V133H253ZM11 133V132H10ZM11 133V134H12ZM53 133V134H52ZM107 133V132H106ZM214 133V132H213ZM227 133H229V132H227ZM236 133H237V131H236ZM243 133V132H242ZM21 134V135H20ZM29 134V135H30ZM40 134V133H39ZM38 134V136H40V138L39 137H37L36 139H39V141H40V139L42 140V139H44L43 138V136L41 137V135H39ZM50 134H51V136H50ZM138 134H137V137H138ZM147 134V135H146ZM187 134H185V136L187 135ZM221 134V135H220ZM16 135L18 136H20V137H17V140H16V138H14L15 139V143L13 142L12 144H16L17 145V143L16 142H19V141H21V142H19L18 143V147L15 145L14 146V148H15V150H17V151H15V150H13V151H10L11 150V148H10V150L9 149H7V152L9 153V151L10 152H14L15 154H17V156H18V154H21V151L23 150V151H25L24 149H22L21 150V147L22 148H24L23 147V145L26 147V145H27V143H26V141H27V138H26V140L24 139V140H22L23 138H24V133H19V134H15L14 135V137H16ZM145 135H146V137H145ZM172 135V136H171ZM190 135L188 136V137H190ZM195 135V136H196ZM216 135V134H215ZM229 135H230V133H229ZM228 135V136H229ZM238 135V134H237ZM12 136H13V134H12ZM49 136V137H48ZM208 136V137H207ZM225 136V135H224ZM22 137V139L21 140H19L18 141V138H21ZM136 137V138H137ZM140 137V138H141ZM144 137H145V139H144ZM197 137V136H196ZM196 137H191V138H194L195 140H196ZM202 137V138H201ZM232 137H234L233 139H232ZM263 137V136H262ZM172 138V139H173ZM182 138H184V137H182ZM222 139V140H218V139ZM226 138H228L227 136H226ZM14 139H12V140H14ZM53 139V138H52ZM139 138H137V140H138ZM186 139H187V136L185 137V140H183V142H180V144L178 145V146H176L174 149L176 150L175 151V154L176 153H185L186 152V150L187 151H189V149H187V148H189L188 146H189V143H188V145L186 144V143H184V141L186 142ZM232 139V141L230 142V140ZM261 139V138H260ZM8 141H11V139H7ZM6 140V141H7ZM29 140V139H28ZM48 140V141H49ZM189 140V139H188ZM190 140H192V139H190ZM189 140V141H190ZM208 140H210V139H208ZM215 140L217 141V143L215 142ZM237 140V139H236ZM238 140H239V138H238ZM238 140L236 141V142H238ZM262 140V139H261ZM263 140H264V138H263ZM262 140V141H263ZM37 141V140H36ZM35 141V142H36ZM47 141V140H46ZM50 141H52V140H50ZM49 141V142H50ZM193 141V140H192ZM192 141H190V143H191V145H192V147H193V150L192 149H190V150H192V151H194V149L196 150L195 151V153H197L198 152V150L200 151V146L198 147V145H197V143H195L196 141H193L195 144H193V142ZM200 141V142H199ZM257 141V140H256ZM255 141V142H256ZM260 141V140H259ZM24 142V143H23ZM142 142V143H143ZM166 142V143H165ZM188 142V141H187ZM213 142H215V144H212V145H210V146H208L209 144H211V143H213ZM235 142V141H234ZM8 143V142H7ZM21 143V144H20ZM26 143V144H25ZM36 143H38V141L36 142ZM40 143V142H39ZM39 143L37 144V148L39 149L40 148V145H39ZM158 144V145H159ZM170 144V143H169ZM187 146H186V145ZM228 144V145H229ZM233 144V143H232ZM232 144H231V146H232ZM7 146H8V144H6ZM19 145H22V146H19ZM29 145V144H28ZM27 145V146H28ZM195 145H196V147H195ZM234 145V147L236 148L237 147V143H235V144H233ZM239 145V144H238ZM13 146V145H12ZM54 146V145H53ZM144 146H146V145H144ZM223 146V147H222ZM231 146L229 145V147H230V149L229 148H227V149H229V150H231L232 148H231ZM35 147H36V145H35ZM50 147V146H49ZM49 147H47V149H46V151H45V148H44V151L46 152L45 153V155H47V152H49L48 151V149H49ZM191 147V146H190ZM191 147V148H192ZM218 147V148H217ZM228 147V146H227ZM239 148H240V145L238 146ZM27 149L26 150H28V149H30L31 151H34L33 149V147H31V145H29V148L28 147H26ZM33 148V149H32ZM151 150H150V149ZM199 148V149H198ZM238 148V149H239ZM245 148H247V147H245ZM20 149V150H19ZM174 149H173V147H172V149L170 150L171 152H172V154H173V151H174ZM203 149H202V151L201 152H198V154H202V152H203V157H204V159H205V156H208L209 154L211 155V153L213 154L212 156H214L213 158H216V157H219L218 155L215 157V152H217V151H215V149H213V150H209V149H207V151H210V153L209 152H207V154L208 155H206V153L204 152V151H206L205 149H204V151H203ZM241 149V148H240ZM242 149H244V148H242ZM241 149V150H242ZM9 150V151H8ZM248 150V149H247ZM3 151V150H2ZM6 151V150H5ZM19 151V152H18ZM31 151H27V152H31ZM212 151H214V152H212ZM232 151V150H231ZM235 151H237V150H235ZM6 152V153H7ZM18 152V153H17ZM27 152H25L26 154H24V152H22V154H21V156H23V154L24 155H26L27 156ZM148 152V153H149ZM238 152V151H237ZM3 153V152H2ZM12 153H9V154H7V156H5V155H3V156H0L1 158H4V159H9V157H8V155H10L11 156V154ZM235 153V152H234ZM15 154L14 155H12L13 157L15 156ZM50 154V153H49ZM215 154V155H214ZM217 154H218V152H217ZM29 155V154H28ZM202 155H198V156H200V157H197V159H201L200 161L201 162H199V160L196 162V163H201V164H199V166L201 165H203V163H204V165L205 164H207V165H209L208 163H206V161L209 159H207V157H206V161L205 162H202V161H204V160H202ZM11 156V157H12ZM196 156H197V154H196ZM211 156V157H212ZM19 157V156H18ZM30 157V156H29ZM210 157V156H209ZM20 159H21V157H19ZM23 158V157H22ZM24 158L26 159V157L24 156ZM30 159V158H29ZM34 158H32V160H33ZM45 159V161H49L50 163H52V161H53V156L52 155H47L46 157H43V160ZM47 159V160H46ZM16 160L18 161L19 159L16 157ZM31 160V159H30ZM38 160V159H37ZM40 160V159H39ZM212 160V159H211ZM1 161L2 162H5V161H7V160H2L1 159ZM17 161H15V163H14V165L15 164H17ZM22 161H23V159H22ZM42 161V160H41ZM40 161V162H41ZM208 161H210V159L208 160ZM18 162H20V163H18V164H20V165H18L19 167H22L24 164H22V163H24V162H26V161H24V162H22L21 163V160L20 161H18ZM37 163H38V161H37ZM68 163V162H67ZM213 163H215V161L213 162ZM212 163V164H213ZM164 164L166 165L167 164V162H164ZM16 165V167H18ZM22 165V166H21ZM34 165H36V164H34ZM34 165L32 166L34 169H36L35 167H34ZM38 165V164H37ZM164 165V166H165ZM168 165V164H167ZM166 165V166H167ZM196 165H198V164H196ZM203 165V166H204ZM207 165H206V167H207ZM202 166V168H206V167H203ZM18 167V168H19ZM14 168H15V166H14ZM12 169L11 171H13L14 173H16L17 171H18V169L17 168H15L17 171L15 172V169ZM23 168V167H22ZM22 168H21V170H22ZM202 168H200L201 170H199V172H201L202 171ZM19 170H20V168H19ZM24 170V169H23ZM30 171H31V169H29ZM10 171V172H11ZM25 171V170H24ZM23 171V172H24ZM30 171L28 172V173H30ZM34 170H32L31 171V173L30 174H32V176H35L34 174H35V172H33ZM202 172H204V171H202ZM201 172V173H202ZM9 173V171L7 172V174ZM19 173L20 172H17V175H18V177H17V175L16 174H14V176L15 177H17V178H19V180H22L21 178H22V176H23V174H22V172L20 173V174H22V175H19ZM25 173V172H24ZM27 173V172H26ZM185 173H188L186 170H181V172H180V175H185ZM200 173V174H201ZM6 175V174H5ZM11 175H13L12 173H10L9 174V176H11ZM202 175V174H201ZM203 175H205V174H203ZM202 175V176H203ZM222 175V174H221ZM21 178H20V177ZM31 176V175H30ZM37 176H39V178H40V175L38 174V172L36 173V177ZM172 176H173V173H172V175H171V177H170V181L171 182H173L172 181ZM174 176H175V174H174ZM173 176V177H174ZM5 177V176H4ZM7 177H8V175H7ZM35 177V178H36ZM164 177V176H163ZM6 178V177H5ZM204 178V177H203ZM242 178H243V174H242ZM109 179L110 180H112V181H115L116 182V184L117 185H121V184H124L125 185V190L124 191H117V188H115V190H112V191H116V193L119 195V197H120V199H118V200H120V201H127V200H134V205H131V207L129 206L130 205V203H129V205L127 204V207H126V205L123 207L122 206V208H121V211H123V212H126L127 214H128V217L127 218H130V219H133L134 220V224H136V225H140L141 224V222H142V219L144 218V216H145V218L147 217V219H149V218H153V216H149L148 214L149 213H151V212H149L150 210H149V207H146V205H148V204H153V203H155L156 205H157V202H159L160 201V199L161 198H163V200L160 202V205H162V207H163V205H166L167 206V209H162L163 211V213L162 212H159L160 213V215H162L163 214V216H164V222L166 223H163L165 226H163L164 228L162 229V225H161V227L160 226H158V228L160 227V231L162 232H160L161 234H162V238L160 239L161 241H159V238L157 239V237L160 235L159 234V232L157 233V237H156V243H155V245H154V242H155V237H153V235L152 234H154V233H152V229H150V228H146V230H145V234L147 235V239H150L149 241L151 242V243H149V246H151V245H153L152 247H154V246H156L157 244V246L156 247H158V248H160L159 246H161L160 244L162 243V248H165L164 250H166V248H168V249H170V247L171 246H173L174 245V243H176L177 241H179L180 239L179 238H181V235L180 236H176V242H174L173 243V241L172 240H174L175 241V234L177 233L178 234V232H180L179 231V229H176L175 228V226H174V224H172V223H174V218H173V216H175V215H177V218H178V216H181L182 218L180 219V217H179V219L180 220H185V218L188 220V222H187V220H185V222H186V224L187 225H189V223H190V225L189 226H192V227H194V231L196 232L197 230H198V232L199 231H201L200 229H201V227L202 226H206V224H211L210 225V227L212 226V217H211V215L209 214V213H207L208 214V216L211 218H209V220L211 221L210 223H208V221H207V219H208V216H204V213H206L205 212V210H207V206H209V202H210V200H211V195L209 194V193H211V190H206V189H209L208 187L207 188H205V190H201L199 193H198V196H200L199 197V199L202 201V202H204V203H202V202H200V201H198V203L200 202L201 203V205H200V207H199V204L197 205V204H191V205H189L190 207H188V206H186L185 208L187 209V207H188V209H190L191 210V212H189L190 210H185V209H182L183 210V212L181 211V210H179V209H181V208H179V201H181V200H183V196L181 195V193L179 192V191H176V193L174 192H172L171 190H173V189H171V187H168V186H164V187H162L161 189L160 188H158V186L159 185H161L162 183H163V181H162V177L161 178H157L156 179V181L154 182V184H151V189L153 190V192H152V195L150 196L149 194V192H147V191H144V192H142V194H141V196H138V195H136V194H134L133 193V186L135 185V183H136V178H135V176L132 174V171L130 170V169H127V167L126 166H124V165H121V166H119V167H117L116 169H115V171H114V175H113V177H109ZM173 179H175V177L173 178ZM34 180V182H35V185L36 184H38L39 182H37V181H39L38 179H36V181H35V179H33ZM203 180H205V179H203ZM207 180V179H206ZM205 180V181H206ZM41 181H42V179H40V183H41ZM204 181V182H205ZM37 182V183H36ZM202 183H203V181H201ZM35 185L33 186V189H35V190H37L39 187H40V185H37V186H39L38 188L37 187H35ZM16 187H18V186H16ZM35 187V188H34ZM19 188L21 189V186L19 185ZM19 188H16V190L17 191H19L20 189ZM234 189H235V187H233ZM232 188V189H233ZM15 190V187H13V191ZM147 190V189H146ZM149 191V190H148ZM203 191H206L205 193L203 192ZM209 191V192H208ZM256 191H258V190H256ZM208 192V193H207ZM149 193V194H148ZM172 195H171V194ZM180 193V194H179ZM201 193V194H200ZM202 193H203V195H202ZM50 194V193H44V195H42V196H45L44 198H47L48 197V195ZM170 194V196H168ZM205 194V195H204ZM39 195H41V194H39ZM181 195V196H180ZM250 195H252V194H250ZM254 196H255V194H253ZM202 196H205V197H202ZM202 197V198H201ZM208 197V198H207ZM205 198V199H204ZM210 199V200H209ZM166 201H168V203H165ZM189 201H191V200H189ZM209 201V202H208ZM206 203V204H205ZM49 204V206L51 207L52 206V204L50 205V202L48 203ZM154 204V205H155ZM158 205H159V203H158ZM203 205V206H202ZM49 206H47V208L49 207ZM132 206H134V208H133V210H131L132 209ZM50 207H49V209H47V210H50ZM128 207H130V208H128ZM161 206H160V211H161V208H162ZM193 207V208H192ZM203 207V208H202ZM52 208V207H51ZM128 208V209H127ZM196 208H198V209H202L201 211H197V209ZM206 208V209H205ZM130 209V210H129ZM171 209V210H170ZM205 209V210H204ZM45 210H46V206H45ZM129 211H131V212H129ZM171 211V212H170ZM187 211V212H186ZM209 211V210H208ZM207 211V212H208ZM197 212V213H196ZM201 212V213H200ZM192 215V216H190V214ZM195 213V214H194ZM174 214V215H173ZM206 214V215H207ZM148 215V216H147ZM150 215H152V213L150 214ZM156 215V214H155ZM154 215V216H155ZM184 215H185V217H184ZM194 215H197V216H200V217H198V219H195V218H197V216H194ZM206 218H204V217ZM190 217H192V218H190ZM203 219H202V218ZM177 218H175V219H177ZM194 218V219H193ZM192 219V220H191ZM204 220H206L207 221V223H206V221H204ZM197 221H198V223H197ZM200 221V222H199ZM51 222V221H50ZM49 222V223H50ZM184 222V223H185ZM195 222V223H194ZM204 222V225H202V223ZM206 223V224H205ZM191 224H193V225H191ZM197 224V225H196ZM200 224V226H198ZM49 225V224H48ZM113 225V224H112ZM111 225V227H107L108 229L109 228H111L113 231L114 230H116V229H118L116 226V229H113V228H115L114 226H112ZM202 225V226H201ZM198 226V227H197ZM83 227V226H82ZM81 227V228H82ZM197 227V228H196ZM207 227H209V226H207ZM84 228V227H83ZM157 228V227H156ZM155 228V229H156ZM157 228V229H158ZM203 228V227H202ZM206 228V227H205ZM111 229L109 230V231H107V232H109V234H110V231H111ZM156 229V230H157ZM173 229H175V230H173ZM192 230H193V228H191ZM191 229H190V232L189 231H187V233H186V231L184 232L185 234L184 235H186V236H190L191 235V237H192V234H194L195 232H193V231H191ZM207 229L208 228H206V231H207ZM156 230H153V232L154 231H156ZM177 230V231H176ZM205 230V229H204ZM204 230H202V231H204ZM210 230H211V228H210ZM201 231V234L203 233ZM115 232V231H114ZM113 232V233H114ZM173 232V233H172ZM208 232V231H207ZM207 232H204V233H207ZM113 233H112V231H111V234H112V236H108V238L107 237H105L106 239V241L105 240H103V238H104V236L102 237V238H100L101 236V233H100V237H99V240L100 239H102V241H104V242H102V245H101V249L103 250V253H106V255L104 254V255H102V253L101 252H97V251H99V250H95V252H94V255H95V253L97 252L98 253V255H99V263L100 262H102V263H100V264H109L107 261H105L104 259H106V257L105 256H107V255H109L110 257H111V255L114 257L115 255H116V253H117V251L116 250H114L115 248L114 247H116V246H118V244L120 243V245H119V248L122 246L123 248H121L122 250L123 249H126L125 251L123 250L122 252H120V256H121V258H123L124 257V259L121 261V264H131V262H132V264H144V262H149L148 264H151V260L150 259H152L149 255H148V249H150V247L148 248V241L146 242L145 241V239H143L144 240V243H143V241L142 240H140L141 242L139 243V238H137L136 239V236H134V239L135 240H137V241H135L134 239H133V237L131 238V235H129V237L127 236V235H123L122 236V238L125 236L126 238H128L127 240H125V243H124V239H126L125 237H124V239H121V235H120V237L118 236V233H114L115 235H113ZM175 233V234H174ZM181 233H183V230H182V232ZM200 233V232H199ZM103 234V233H102ZM110 234V235H111ZM159 234V235H158ZM174 234V235H173ZM196 235H197V233H195ZM208 235L210 234V233H207ZM95 234H93V235H90L89 237V240L92 238L91 236H94ZM107 235H108V233H107ZM145 235V236H146ZM152 235V236H151ZM155 235V234H154ZM183 235V234H182ZM205 235V238H206V234H204ZM170 236H171V238H173L174 237V239H171L170 238ZM195 236V235H194ZM95 237H96V235H95ZM161 237V236H160ZM179 237V238H178ZM183 237V236H182ZM204 236H203V234H202V236H200V234H199V236H195L194 238L192 237V238H190L189 237V239L191 240H193V242L192 241H190L189 239V241L192 243V245H191V243H189V242H187L188 244V246L186 247V242H185V244H184V242H183V244L184 245H181V247L183 248V249H180V250H184L183 252L184 253H182V255L184 254H189V255H187V258L186 259H188L189 258V260L187 261L188 262V264H194V263H196V264H199L198 262L200 261L199 259V256L200 257H202V255L204 256V255H206V254H204L205 253V251H203V250H205V248L208 246V245H206V243H208L209 242V240H210V237H209V240L208 239H206L208 242H206L205 241V239L203 238ZM199 238H203L204 239V241H205V243L203 242V239L201 240V239H199ZM93 239H98V238H93ZM120 239H121V241H120ZM131 239V240H130ZM146 239V240H147ZM169 239H171V240H169ZM199 239V240H198ZM87 238H86V241L85 242H87V243H89V242H91V244L93 245V244H95L94 245V249H95V246H96V243L97 242H95V241H93V240H90L89 241ZM134 240V241H133ZM197 240V241H196ZM73 241V240H72ZM118 241H120V242H118ZM123 241V242H122ZM126 241H128V242H126ZM132 243H131V242ZM163 241V242H162ZM181 241H182V239H181ZM84 242V243H85ZM94 242V243H93ZM117 242H118V244H117ZM122 242V243H121ZM158 242V243H157ZM165 242V243H164ZM170 242H172V243H170ZM73 243H75V241L73 242ZM104 243V244H103ZM109 243V244H108ZM128 243V244H127ZM135 244V247H134V245H131V244ZM153 243V244H152ZM179 243V242H178ZM178 243H176L178 246L180 245V244H178ZM196 243H198V244H196ZM200 243L201 244H205L206 245V247H204V245L202 246V245H200ZM122 244V245H121ZM127 244V245H126ZM142 244V245H141ZM143 244H146V245H144L143 246ZM151 244V245H150ZM163 244H164V246H163ZM168 244H171V246H169ZM175 244V246H177ZM182 244V243H181ZM209 244V243H208ZM91 245V246H92ZM103 245H104V247H106L107 245H108V247H107V249H108V251H107V249H105V248H103ZM137 245V246H136ZM167 245H168V247H167ZM132 246V247H131ZM178 246L177 247H172V249L174 248V249H179L178 248ZM197 246L199 247V250L197 249ZM204 247L202 250L200 249V247ZM93 247V246H92ZM146 247H147V250L145 251L146 252V256L148 257H146L145 256V252H144V250L146 249ZM155 247V248H156ZM180 247V246H179ZM180 247V248H181ZM184 247H185V249L187 250H185L184 249ZM194 247V248H193ZM155 248H153L152 250H154ZM189 248H192V249H189ZM120 249V250H121ZM171 249V250H172ZM172 250V252H175V250ZM207 249V248H206ZM102 250H100V251H102ZM106 250V251H105ZM190 250H192L191 251V253L193 252V254H191L190 253ZM194 250H196L195 252H194ZM119 251V250H118ZM158 251H159V249H158ZM201 251H203V253L201 252ZM125 252V253H124ZM128 252V253H127ZM189 252V253H188ZM199 252V253H198ZM201 252V253H200ZM96 253V254H97ZM127 253V255L129 256V258L131 259H129L128 257H127V255H124V254H126ZM130 253V254H129ZM143 253H144V255H143ZM159 253V252H158ZM158 253H156L157 255H156V258L154 257V264L156 263V264H158V263H160V264H164L162 261H164V260H166V259H164V255H163V259H161L162 257H161V252L159 253V256H158ZM194 253H196V254H194ZM121 254H123V256L121 255ZM161 254V255H160ZM191 254V255H190ZM200 254V255H199ZM100 255H102V257L100 256ZM195 255V256H194ZM197 255V256H196ZM109 256H107L108 258H109ZM97 258H98V256H96ZM126 257L128 258V259H126ZM144 257H146L147 258V261L145 260L146 258H144ZM159 257H161V258H159ZM179 257V255H178V253H176V255H175V258H178ZM180 257H181V255H180ZM194 257V258H193ZM196 257V258H195ZM150 258V259H149ZM158 259V260H157ZM159 259H161V260H159ZM195 259H196V261H195ZM126 260H127V263H126ZM144 260V261H143ZM150 260V261H149ZM155 260H157V262L155 261ZM178 260L179 261H181V259L180 258H178ZM178 260L176 261H174V264H176L177 262H178ZM125 261V262H124ZM142 261V262H141ZM168 261V260H167ZM192 261V262H191ZM165 262V261H164ZM194 262V263H193ZM50 263V262H49ZM48 263V264H49ZM52 263V262H51ZM180 262H178V264H179ZM112 264H118V263H112ZM146 264V263H145ZM165 264H167L166 262H165ZM168 264H173V262L171 263V261H169L168 262ZM181 264V263H180Z\"/></svg>",
    "mask_w": 264,
    "mask_h": 264
}]
</instances>
